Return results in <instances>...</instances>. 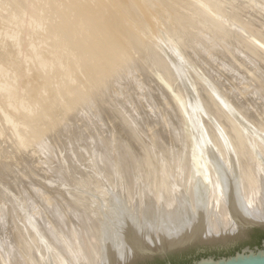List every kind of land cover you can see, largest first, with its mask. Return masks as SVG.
Listing matches in <instances>:
<instances>
[{"label":"rangeland","instance_id":"rangeland-1","mask_svg":"<svg viewBox=\"0 0 264 264\" xmlns=\"http://www.w3.org/2000/svg\"><path fill=\"white\" fill-rule=\"evenodd\" d=\"M8 2V3H6V2ZM12 0H4V2L2 1V0H0V13H2V14H0L1 16L0 17H2L1 19H0V23H1V27L2 28H0V32H4V31H6L5 32V34L4 33H0V67H4V68H8V69H10V71L8 70V71H6L4 68H2L4 71H6L7 73L8 72H10V74L8 73V75H7V73L5 72V74H6V76L7 77H5V74L4 73H0V76H2L3 74H4V77L2 76L0 79L2 80V83H1V80H0V83L2 84V85H4V84H7L6 86L8 87V88H10L9 90H10V92L12 91V89L15 91V92H17V91H19V89H20V91H23V92H21L22 93V95H19V94H16L17 95V97H16V100H14L15 98H14V96L12 97V99H13V104L12 105H14L13 106V108H12V106L10 107V105L9 104H7L9 107H10V109H12V111L11 112H13V109H15V104H16V102H17V100L19 101L21 98V103H22V101H23V103H25V100L27 99L28 100V98L30 97V99H29V101L27 102L26 101V104L27 103H29V102H31L32 101V103L34 102V101H36V99L37 98H39V96H40V98L38 99V101L36 102V104H34L33 106H36V108H37V110H35V109H32V107L33 106H31V104L32 103H29V104H27V107L29 106L30 108H31V110H32V113H29L30 112V108L28 107L27 108V110H26V107H24L23 108V110H20L21 112H20V114L17 112V115H15L16 114V112H14L15 114H14V116H13V114L12 113H10V116H8L9 115V107L5 104L6 103V97H8V100H10L11 101V103H12V99H10V96H11V93L13 94L14 92H11L10 94H9V96H8V93H7V96H5V93H4V95L2 96L1 95V93H0V95H1V98H0V102H1V104H0V108H2L1 110H0V255H1V258H0V263L1 264H3L4 262V264H8L9 262H12L11 264H17V262H18V264H28V262L30 263V264H32V262L34 261L35 263H38V260L40 261V259H39V257L40 256H38V255H41V256H43L42 254H44V252L45 251H43L44 250V248H48L49 246H51V244H55V242L58 240V239H60V240H58L57 242H59V243H56V244H58V245H60V243H62V244H64V245H60V246H58L57 245V247L55 246V245H52L53 247H50L51 249H49V250H56V251H61V249H62V247L63 246H65L67 243L69 244V242H71L70 240H71V238H72V236H73V238H72V240H74V239H76L77 241H79V242H81V240H82V245H83V248L84 249H86V251L87 250H91L92 248H93V245H91L90 243L91 242H93V239L91 238V234H89L88 233V230H87V226H85L84 224L86 223V225H87V223L90 221V218H89V214H88V212H86L87 210V208H88V202H87V200L90 198V196H88V195H91V185L89 184L88 186H84V187H86V189H88L89 191L87 192L86 190H85V188L83 189L81 186H82V181L83 182H86L85 180L86 179H83V176H85V175H87L86 176V178L88 179V180H90V179H92V176H90V175H93V172H94V170L92 169V168H94L95 169V166L97 165L96 163H98V168H96L97 169V172H98V169L100 170L101 168H102V164H103V168L104 167H106V165H105V162H106V164L109 166L110 165V167L108 168V169H110V171L113 169L112 167H114V169L113 170H116L117 172H119L120 170H122L123 172H124V169L126 168V170H125V174L123 173V172H119V175L120 176H122V179L124 178V176H125V178L127 179H123L124 180V182H129V184L132 182L131 181V179L133 178L131 175L133 174V166L132 165H134V166H139V167H143L142 169H144V170H148V169H150V166L149 165H153V164H156L157 162L155 161L156 160V157H157V159H160L161 158V160H158V162L159 163H161L162 161H164V163L163 164H173V165H169V166H174L176 163H177V161H176V159H177V155H178V153L177 152H179V154H180V157L183 159V160H186L185 162H184V164L186 165L187 163H188V161H187V159H189L188 158V154H189V152H188V148H190V147H188V145H191V140H190V137H189V135H190V133H189V131L187 130V129H189L190 130V126H189V123H186L187 121L186 120H188V122H189V119H187V117L189 118V115H188V111H187V109H186V107H185V102H183L182 101V97L181 96H183V94L185 95V96H187V91H189V89H188V87L186 88V86H188L189 84H191L192 83V85H193V83H195V81L198 79V83H197V81H196V85H197V87H196V85L194 84L193 86L191 85V86H189V87H192V89L194 90V88H196V90H195V94H196V96H197V98L199 99V97H200V99H201V104H204L203 106H202V108L203 107H205L206 105H205V103L207 104V106L205 107V108H203V110L204 109H206V110H204L205 112L207 111V108H208V111L210 110H212V112H209V113H207V114H210V117H212V119L214 118L215 120L213 121V123H212V120L210 119V117L208 118V117H206V115H205V113H204V111H203V114L201 113V121H202V124L204 125L203 127H204V130H205V133L210 129V131H211V128H212V131H211V133H213V135L215 134L216 135V133H217V130H219L220 128H218V127H221V126H225L226 127V129H225V127H223V129L222 130H224L225 132H224V134H222L223 133V131L220 129L218 132L219 133H217L218 135L215 137V135H214V137L217 139L218 138V136L220 137V138H222L223 139V142H224V144H225V146H223L222 144H223V142H222V140L221 139H217V140H219V142L220 143H218L217 144V141H213V140H216L214 137H212L213 135H211L209 132H207V134H209L208 135V138L209 137H212V138H214L213 140L212 139H210L209 138V140H211V141H213V142H211V144L213 143V145L214 146H223L225 149H223V147H221L220 148V146L218 147V149H221L222 151H220L222 154H223V151H224V154H227V153H229V151H227L228 150V148L229 147H231L230 146V144H232V143H234L232 140H234L235 141V139L237 140V138H238V136L239 135H241L239 138H240V141H239V143H237V142H235L236 143V145L239 147V149H243L244 148V145L246 144V143H242L243 141L245 142L248 138L250 139V135L248 136V132L249 131H255V129H256V131H258L259 129L258 128H256V124H258V126L257 127H259V128H261V127H263V123H264V120H262V119H264V33H263V35H261V33L262 32H264V21H263V18H264V0H219L220 2H218V0L216 1V0H126V1H129L130 2V4H131V6H130V4L129 3H127L125 0H119V2L117 1V0H115V1H113V0H106V1H104L103 0V3L105 2V3H110L109 5L108 4H102V0H101V2H95V1H97V0H88L87 1V3L89 2V1H92V2H89L88 4V7H90V5H92L89 9H90V11L92 10V9H94V11H91L92 13H90V11L89 12H86V14H84V16L86 15L87 16V14L88 15H90V16H88L86 19V21H85V17L84 18H82L83 16V14H80V13H78V12H82L83 10H84V7H85V5H83V4H85V0H82L81 2L80 1H69V3H67L68 1L66 0H63V2H65L64 4L66 5L65 7L66 8H64V12H62V10H63V6H64V4L62 3V1L59 3H57L56 2V0H55V3H54V0H52L53 2L50 4V2L51 1H49V3L47 4V6L45 5V4H43V1L44 0H40L42 3H40L39 2V0H35V3H38V4H36L35 5V3L33 2L34 0H31V3L29 2V0L27 1V0H20V1H13V2H11ZM23 1V2H22ZM27 1V2H26ZM38 1V2H37ZM100 1V0H99ZM108 1V2H107ZM125 1V2H124ZM149 1V2H148ZM151 1V2H150ZM215 4V6H213V3ZM237 1V2H236ZM1 2H3V3H1ZM19 3V4H17V3ZM46 2H47V0H46ZM73 3L72 5H71V3ZM75 2H77L76 3V5H78L79 3H82L81 5H79V6H81V7H83L82 9H80L81 7H79V6H76L75 5ZM112 2V3H111ZM114 2V3H113ZM115 2H117V3H115ZM169 4H168V3ZM172 2V3H171ZM212 4H211V3ZM217 2V3H216ZM16 3V4H15ZM22 3V4H21ZM28 3H30V5L33 7H31ZM40 3V4H39ZM57 3V4H56ZM94 3V4H93ZM98 5H97V4ZM171 3V4H170ZM4 4H7V5H4ZM12 4H15L16 6L17 5H19V9H18V6L17 7H14L13 8V5ZM23 4H25V5H23ZM26 4H28V5H26ZM33 4V5H32ZM52 5L53 4V6L52 7H54L55 9L53 10L54 12L56 11V10H59V11H57V13H54L53 11H51L53 8L50 6V5ZM59 4V5H58ZM62 4V5H61ZM70 4V5H69ZM100 4H102V5H100ZM116 4V5H115ZM127 4V5H126ZM173 4V5H172ZM233 4V5H232ZM263 6H262V5ZM3 5V6H2ZM9 5V7H7V9H3L4 8V6H8ZM11 5V6H10ZM14 5V6H15ZM35 5V6H34ZM42 5H44V6H46L47 8H48V5L50 6L49 7V10H50V8H51V10L49 11V10H47V8H45L44 9V7L42 6ZM56 7H55V6ZM59 7H58V6ZM60 5L62 6V10H61V8H60ZM73 5H75V8L76 9H74V7H73ZM83 5V6H82ZM106 6L107 7V5H108V7H110L109 8V10H107L108 8H106V7H104V6ZM121 5V6H120ZM167 5V6H166ZM169 5H171V6H169ZM236 5H238V6H236ZM72 6V7H71ZM97 6H101V8H102V10L104 9V11H107L105 14H107V16H104L105 14H104V12L101 10V12H100V10H99V8L97 7ZM104 8H103V7ZM169 6V8H167ZM12 7V8H11ZM21 7H22V9H23V12H22V10H21ZM24 7V8H23ZM36 7V9H37V7L38 8H40V7H42L41 9H37V11H36V9H34ZM71 7V8H70ZM79 7V8H78ZM88 7L86 6L85 8H87L88 9ZM96 7V8H95ZM114 7V8H113ZM118 7V8H117ZM122 7H123V10H122ZM128 7V8H127ZM173 7V8H172ZM251 7H254V8H251ZM259 7H261V8H259ZM2 8V9H1ZM6 8V7H5ZM16 8H17V10H16ZM31 8L32 10H29V9ZM59 8V9H58ZM72 10V11H69L70 9ZM98 8V9H97ZM119 8H120V10H119ZM236 8V9H235ZM238 8V9H237ZM257 8V9H256ZM11 11H10V10ZM28 9V10H27ZM74 9V10H73ZM80 11H79V10ZM97 9V11L96 12H100V13H102L103 12V14H98V13H96L95 12V10ZM115 11H114V10ZM121 11V13L118 11ZM215 9V10H214ZM231 9H233V10H231ZM6 12H5V11ZM9 10V11H8ZM13 10V11H12ZM17 12H16V11ZM18 10H19V12H18ZM27 10V11H26ZM41 10H43L42 12H41ZM46 10V12H47V17H48V20L46 21V20H44L45 19V17L44 16H46L45 15V11ZM78 10V11H77ZM86 10V9H85ZM85 10H84V12L83 13H85ZM111 10V11H110ZM252 10V11H251ZM25 11V12H24ZM61 11V12H60ZM65 11H68V12H65ZM73 11H76L77 12V16H78V19L81 17V20L79 19H76V18H74V17H77L76 16V12H74V14H73ZM109 11H110V14H109ZM117 11V12H116ZM202 11V12H201ZM233 11V12H232ZM239 11V12H238ZM260 11H261V13H260ZM14 14H13V13ZM26 12H29V14H30V16L29 17H31V19L27 16V15H29L28 13H26ZM31 12V13H30ZM35 12V13H34ZM38 12H40L39 13V15L37 14ZM51 12H53L54 14H58L59 12V18L58 19H56L55 17H57V16H54V14H50L51 16H54V17H52L51 19H50V17H49V13H51ZM69 12L71 13L72 12V14L74 15H71L73 18H70L71 16L69 15ZM95 12V13H94ZM111 12H116L117 13V15H116V13H114L113 15H112V13ZM119 12V13H118ZM210 12V13H209ZM232 12V13H231ZM239 13V14H237V13ZM254 12V13H253ZM5 13L7 14V15H9V13H11L10 14V16H7V15H5ZM16 13H18L19 14V16H18V14H16ZM27 15H26V14ZM34 13V14H33ZM41 13H43V15L41 14ZM64 13H65V15H67L66 17H67V19H69V21H70V23H72V21H73V23H77L78 24V21L79 22H81V23H83L84 21L85 22H87L88 23V25H90L89 23L90 22H92V21H90L89 20V17H92V19L94 20L92 23H91V25L89 26V30L88 31H90L91 29V31L92 32H94L95 34L97 33V37L98 36H100V38H102V37H107V38H103L104 39V41L106 40V39H108V38H110L111 36H112V39L114 40H112L111 38L110 39H108V41L106 40L105 42L104 41H102L103 39H99V37H98V40H95V39H93V38H95V36H94V33L92 34H90L88 31V35L89 36H87V38L86 37H84V35H87V32H85V30H87V29H85L84 30V32H85V34H84V32H83V29L81 30V28H79L78 26H81L80 24L77 26V24H73L75 27H78L80 30L79 31H82L83 33H82V36H83V39H81L82 37L79 35V34H77L76 33V31H74L75 30V27H73V25L71 24L70 26H68L67 24H70L69 22H67L68 20L66 19V18H61L62 20H66V22H65V24H63V25H65L66 26V28L65 29H63V30H67L66 32L65 31H63L62 30V27H63V25L62 24H60L59 26H57V24H55V23H61L62 21H60L59 19H60V15H62V17H65V15H64ZM90 13V14H89ZM202 13V14H201ZM204 13V14H203ZM207 13V14H206ZM17 15V19H20V20H23L24 18H26V19H28L29 18V20H26V19H24L25 20V22H27V21H29V23L27 22V24H28V26H33L34 25V27L36 28V26H35V24L37 25V23H38V27L36 28L37 30L35 31L34 30V27H27V26H25V24H24V26L25 27H22V28H25V29H28V30H30V29H32V30H30V32H28V30L26 31H24V33H23V31H22V33H21V30L22 29H20V27H18L17 29H16V36H17V38H16V36H14V37H12V40H8L9 38L11 39V37H9L8 36V38H6L7 37V35L8 34H11L10 33V31L13 29L12 28V25L8 28V26L10 25V23L8 24V23H6L7 24V26H5L6 24H4L3 25V23L5 22L4 20L6 19V21H9L12 17H14V16H12L11 17V15ZM23 14H25V16L23 15ZM36 14V15H35ZM80 16H79V15ZM94 14V15H93ZM98 14V15H97ZM119 14V15H118ZM206 14V15H205ZM213 16H212V15ZM235 14V15H234ZM237 14V15H236ZM3 15V16H2ZM22 15V16H21ZM32 15V16H31ZM35 15V16H34ZM70 17H69V16ZM91 15H93V16H91ZM99 16V18H101L102 19V17H104V18H106V19H104V20H106V21H104V20H101L102 22H99L100 24L101 23H105V22H108L109 23V25L107 26V24H106V28H107V31H104V30H100V28L101 27H103V26H101L98 22H97V24H93V23H96L95 22V17H97V16ZM102 15V16H101ZM113 16V17H111V16ZM223 15H225V16H223ZM228 15H229V17H228ZM242 15V16H241ZM36 16H38V17H40V18H38V17H36ZM42 16V17H41ZM101 16V17H100ZM110 16V17H109ZM117 16V17H116ZM182 16V17H181ZM209 16V17H208ZM223 16V17H222ZM231 16V17H230ZM232 16H234V18L232 17ZM236 16V17H235ZM241 16V17H240ZM3 17H5V18H3ZM7 17L8 18H10V19H7ZM15 17L14 18H12V19H15ZM19 17V18H18ZM21 17H23V18H21ZM33 17H35V18H38L37 20L35 19V18H33ZM44 17V19H42ZM47 17H46V19H47ZM107 17H109V19L107 20ZM184 17V18H183ZM203 17V18H202ZM224 17H226V18H224ZM98 18V17H97ZM115 20H114V19ZM182 18V19H181ZM230 18V19H229ZM4 19V20H3ZM11 19V20H12ZM33 19V20H32ZM34 19L36 20V22H34ZM39 19H41L40 21H39ZM54 19H56V21L57 22H55V20ZM91 19V18H90ZM91 19V20H92ZM112 19V20H111ZM120 19V20H119ZM185 19V20H184ZM35 23H33L32 21ZM42 20H44V21H46V23L45 22H43ZM50 20V23H48V21ZM53 20V21H52ZM75 20H77V21H75ZM82 20H84V21H82ZM90 22H89V21ZM113 21V22H111V21ZM182 20V21H181ZM186 20H190L191 22H186ZM202 20V21H201ZM207 20V21H206ZM211 20V21H210ZM230 20V21H229ZM236 20H239V21H236ZM244 21V22H241V21ZM2 21H4L3 23H2ZM31 21V22H30ZM59 21V22H58ZM110 21V22H109ZM118 23V25L120 26H116V22ZM181 21V22H180ZM209 21V22H208ZM229 21V22H228ZM234 21V22H233ZM51 22H55L53 25H54V27L55 26H57V27H60V26H62V27H60V29H58L57 27H55L57 30H59L61 33H63V35L60 33V32H58L56 29L55 30H53V32L52 33H54L55 32V34H56V32H57V34L56 35H62L63 36V38H64V35H66L65 33H67V34H72L73 35V31H74V35H73V38H75V37H78V36H80V37H78V38H80L79 40H78V42H76V40L78 39V38H75V42L73 41V38H72V41H73V44H72V41L69 39V37H68V40L67 41H70V43L74 46V45H76V47L74 46V48L72 47V50H74L75 51V53H76V50L75 49H77L78 47L77 46H80V44H82V42L84 41V38H86V39H88L89 40V37H90V46L92 47V45L94 46V47H92L91 49H92V51H95V42L92 44V42L93 41H98L97 42V44L98 45H100V44H102V42L103 43H106L107 42V44H102V46L100 45V47L98 46V48H100V49H98L97 48V50L99 51V52H101L102 50H101V48H103V51L101 52V54L98 52L97 53V56L95 55L96 54V51H95V54H94V56H96V57H100V55H101V57L102 58H105V54L107 55V52H105V49L104 48H106V51H108L109 49H110V52L112 51V47H113V44H115V48H117V46L118 47H121V48H123V50L124 49H127L128 50V52L129 53H127V51L126 50H122L121 48H117L116 49V51H115V48L113 47V52H109L108 53V55L109 56H111V57H109L108 55H107V57H108V64H107V60H106V58L105 59H103V60H101L102 58H100L99 59V63H98V59L96 58V57H93L92 56V61H91V59H90V56L91 55H93V52L91 53L90 52V56H89V59H88V62H90L89 63V67L93 70H91V69H89V68H86V60H87V54L86 53H84L85 54V56L83 55H78L79 53V51H82L83 52V50L85 49V48H87V51L90 49V47H88L87 46V41L85 40V42H83L84 43V46L83 45H81L80 46V48L82 49V50H79V48H78V52H77V54H76V56L78 57V56H80V58H81V64H82V62H83V64H84V66L83 65H79L80 67H78L77 69L78 70H80L79 68H81L82 70H84L85 72L86 71H88L86 74H85V72L84 71H82V70H80V71H77L79 74H78V76H81L80 78L77 76L76 77V80H75V82H74V80H73V84H74V86H75V84L76 85H79V82H80V80H82V78H85L86 79V77H88V80L90 81V83L88 82L87 84L88 85H90V89H87V84H86V87H85V83L83 82L85 79H83L82 81H81V86H82V82H83V88H82V92H83V90H85V93H86V97H88L87 96V94H88V92H89V90H90V92H89V95H90V93H91V95H92V98H91V96H90V98H91V100H90V102H87V101H83V96H85V94L84 95H82V93H81V96H82V101L84 102L83 104H81L80 106H77L78 104H80V102H79V99H81V97L77 94V96L79 97V99H77L76 97H75V102H77V104L73 101V104L75 103L76 104V106L75 105H73L74 106V108H73V106L72 105H70L69 106V101L71 102V98H74V96L73 95H75V93H74V91H75V87L73 88V87H71V88H68L67 86H65V87H63L64 89H63V91L64 90H70V92L69 91H67V93L68 94H66V92H65V97L63 96V91L60 93V95H62V96H60V99H59V97H57L56 95H58L57 93L58 92H60L61 90H62V87L61 88H58V90L60 89V91H57L55 94L53 93V94H50V93H52V91H53V86L55 85V78L53 79V77H52V80L50 81V79H51V77L49 76V81L51 82V84H53V85H49V81H47L48 82V85L50 86V89H48L49 88V86H46V85H42V82L44 81V78L46 79V77L48 78V75H47V73L46 72H48V70H50V69H46V68H44L43 69V71L45 72V73H43V75H42V69H41V67L39 68L40 70H41V73L40 72H38V67H39V65H38V62H36L37 60H35V62L34 63H31V62H33L32 61V59L34 60V56L35 55H37V54H35L34 55V53H38V55H40V53L42 54V52H44L43 50H44V48L46 47V45H47V47L45 48V52L47 53L48 52V50H49V52L47 53V58L49 57V54L51 53L52 54V52H54L53 53V55L55 54V52L57 51H55V49H57L58 48V46H60V44L61 45H65V42H63V41H66L65 40V38H64V40H63V38H61L62 36H57L58 37V42L56 43V47L55 46H53V44L55 45V41L51 38V37H53V34H50L51 32L49 31V29H46V30H44L45 29V26H46V28L48 27L47 25H51L50 27H51V29L52 28H54V27H52V24H51ZM84 22V23H85ZM204 22V23H203ZM212 22V23H211ZM237 22V23H236ZM240 22V23H239ZM31 23H33V25H31ZM39 23H41L40 24V26H42V28H41V30H43V32H41V30H40V26H39ZM46 24L45 26H43V24ZM62 23H64V22H62ZM67 23V24H66ZM110 23H111V25H110ZM242 23H244V24H242ZM246 23H248L247 25V27H246ZM252 25H250V24ZM26 24V25H27ZM114 25V27H113V25ZM123 24V25H122ZM205 24V25H204ZM207 24H209V25H207ZM239 24V25H238ZM263 24V25H262ZM94 27H93V26ZM95 25H97L96 26V28H98V26L100 25V27H99V30L100 31H102V32H98V30L95 28ZM194 25V26H193ZM202 25V26H201ZM214 26L213 28H212V26ZM227 25V26H226ZM5 28H4V27ZM21 26H23V25H21ZM67 26H68V29H67ZM71 26L73 27V30H72V32L71 33H68V32H70L71 30H70V28H71ZM113 27L112 29L110 28V27ZM122 26V27H121ZM203 26H205V27H203ZM206 26H209V27H206ZM218 26V27H217ZM245 26V27H244ZM249 26H251V27H249ZM6 27H7V29H6ZM49 27V28H50ZM70 27V28H69ZM90 27H93V28H90ZM216 27V28H215ZM239 27H241V28H239ZM38 28H39V30H38ZM44 28V29H43ZM78 28H76V30L78 29ZM106 28H104L105 30H106ZM108 28H109V30H108ZM209 28V29H208ZM219 28V29H218ZM245 28V29H244ZM250 28V29H249ZM260 28V29H259ZM263 28V29H262ZM1 29H2V31H1ZM5 29V30H4ZM94 29V30H93ZM113 29H115V30H113ZM119 29V30H118ZM123 29V30H122ZM128 29V30H127ZM206 29V30H205ZM212 29V30H211ZM216 29V30H215ZM221 29H223L222 31H221ZM230 29V30H229ZM37 33V31H39L38 32V34H36V33H34V31ZM62 30V31H61ZM68 30H70V31H68ZM95 30H96V32H95ZM203 30H204V32H203ZM218 30V31H217ZM228 30V31H227ZM247 30V31H246ZM251 30V31H250ZM8 31V32H7ZM33 33H32V32ZM52 31V30H51ZM103 31H104V35L102 34L103 33ZM112 31V32H111ZM114 31H115V33H114ZM116 31H117V33L119 34H117L116 33ZM119 31V32H118ZM128 31V32H127ZM214 31H215V34H214ZM18 32V33H17ZM50 32V33H49ZM65 32V33H64ZM105 32H107V33H105ZM109 32H111V33H109ZM218 32V33H217ZM219 32H220V37H218L219 36ZM8 33V34H7ZM26 33H30L31 35H27ZM42 33V34H41ZM59 33V34H58ZM76 33V34H75ZM129 33V34H128ZM209 33V34H208ZM212 33V34H211ZM225 33V34H224ZM230 33V34H229ZM249 33V34H248ZM257 33V34H256ZM1 34L3 35V36H1ZM33 34V35H32ZM80 34H81V32H80ZM84 34V35H83ZM102 35V37H101V35ZM105 34H107V35H105ZM111 34V35H110ZM203 34V35H202ZM211 34V35H210ZM255 36H254V35ZM259 34V35H258ZM12 35V34H11ZM48 35V36H47ZM49 35H52L51 37L49 36ZM72 35H71V37H72ZM76 35V36H75ZM78 35V36H77ZM108 35H110V36H108ZM116 36V37H114V36ZM120 35H123L122 37H120ZM162 35H164V36H162ZM206 35H207V37H206ZM209 35H210V37H209ZM227 35L229 36L230 35V37H227ZM5 36V37H4ZM40 36V37H39ZM43 36V37H42ZM46 36H47V38H48V40H47V38H46ZM93 36V37H92ZM223 36V38H221ZM260 36V37H259ZM262 36H263V38H262ZM5 38V39H3V38ZM42 37V38H41ZM66 37H67V35H66ZM70 37V38H71ZM92 37V38H91ZM119 37V38H118ZM214 37V38H213ZM227 39H226V38ZM257 37V38H256ZM41 38V39H40ZM45 38V41H48L49 43H50V40H53V41H51L52 43H51V46L52 47H50L49 46V43L47 42V44L44 42V39ZM62 40H61V39ZM115 38H117V39H119L118 41H117V39H116V41H115ZM121 38H123L124 39V41H122L121 40ZM127 39V41H129V43H127V41H126V39ZM135 38V39H134ZM162 38V39H161ZM164 38H166V39H164ZM212 39V42H211V39ZM216 38H218V39H216ZM259 38H261V39H263V41H261V39H259ZM5 40V41H3V40ZM60 39V40H59ZM133 41H132V40ZM160 41H159V40ZM7 40V41H6ZM14 40V41H13ZM40 40H43V42L42 41H40ZM83 40V41H82ZM93 40V41H92ZM99 40L101 41V43L99 42ZM157 40L159 41V43L157 42ZM168 40V41H167ZM203 40H206V41H203ZM220 40V43L218 42ZM224 40H225V42H224ZM239 40H243V41H239ZM66 41V42H67ZM80 41V42H79ZM109 41H110V43L111 42H113V43H109ZM122 41V42H121ZM126 41V42H125ZM188 41V42H187ZM42 42V43H41ZM60 42V43H59ZM62 42V43H61ZM115 42V43H114ZM117 42H118V45H117ZM119 42H121V43H119ZM160 42H161V45H159L160 44ZM166 42H170L169 44H167ZM218 42V43H217ZM229 42V43H228ZM240 43V45H239V43ZM245 42V43H244ZM69 43V42H68ZM77 43H80V44H78L77 45ZM100 43V44H99ZM108 43H109V45H108ZM125 43V44H124ZM127 43V44H126ZM133 43H134V45H133ZM163 43H165V44H163ZM173 43V44H172ZM176 43V45L175 46H177V48L178 47H180L181 48V45L183 46L184 44L185 45H187V46H189V47H186L188 50H184V51H182L181 53L182 54H179V56L181 57V59H182V61H181V59H180V62L182 63V64H184V68H183V66H182V68H183V71H185V69H186V72L184 73V76H186L187 77V79H188V77H190L187 81V83H189V81L191 82V83H189V84H187L186 82V84L187 85H185L184 84V82L181 80V78H180V76L178 75V73L176 72V70H175V68H174V66H172V68L173 69H171V68H169L170 67V62H169V66H165L166 65V63H168V61H167V59H164V60H166V61H164L163 60V56H162V50H164V48L166 47V45H168L166 48L167 49H169V46L170 45H174ZM177 43H178V45H177ZM187 43V44H186ZM217 43V44H216ZM235 43V44H234ZM247 43V44H246ZM39 44H40V46H39ZM42 44V45H41ZM45 44V45H44ZM57 44H58V46H57ZM67 44V43H66ZM88 44H89V41H88ZM130 44V45H129ZM208 44V45H207ZM214 44H216V45H214ZM224 44V45H223ZM227 44L228 45H230V46H227ZM44 45V46H43ZM105 47H104V46ZM106 45H107V47H106ZM112 45V46H111ZM121 45V46H120ZM125 45V46H124ZM127 45V46H126ZM131 45H133L132 47H131ZM165 45V46H164ZM180 45V46H179ZM201 45V46H200ZM221 45H223V46H221ZM235 45V46H234ZM237 45H238V47H237ZM244 45V46H243ZM251 47H253V48H251ZM14 46V47H13ZM18 48H17V47ZM39 46V47H38ZM43 46V48H40V47H42ZM86 46V47H85ZM163 47V49H162V47ZM232 46H233V48H232ZM241 46V47H240ZM36 47H37V49H36ZM71 47L69 48L70 50H68V51H70V52H68L67 51V53H66V55H65V57H67V54L69 55H71V52L73 53V51H71ZM83 47V48H82ZM85 47V48H84ZM212 47V48H211ZM227 47V48H226ZM242 47H243V49H242ZM246 47V48H245ZM15 48H17L18 49V51H17V49H16V51L15 50H13V49H15ZM42 49V52L40 51L39 52V49ZM47 48H49V49H47ZM53 49L54 48V50L53 51H51L50 49ZM107 48H109L108 50H107ZM185 48V49H186ZM210 48V49H209ZM221 48V49H220ZM224 48H226L225 49V51H222V50H224ZM232 48V49H231ZM33 49H35V51L33 50ZM47 49V50H46ZM119 49H121L120 50V52H119ZM167 49H166V51L163 53V55H164V58H166L165 56V53L167 54ZM179 49V48H178ZM203 49V50H202ZM211 49H212V53H211ZM245 49V50H244ZM246 49H249V50H247V52H246ZM252 49H254L253 51L254 52H251V50ZM36 50H38L37 52H36ZM85 51V50H84ZM91 51V50H90ZM118 51V52H117ZM125 51H126V53H125ZM185 51H187V52H185ZM204 51H206V52H204ZM207 51H208V53H207ZM220 51V52H219ZM240 51H241V53H240ZM32 52H33V55H32ZM86 52V51H85ZM105 52V54H103ZM115 52V54H118V55H113L112 53H114ZM190 54H189V53ZM199 52V53H198ZM226 52V53H225ZM233 52V53H232ZM46 53H43V55H44V59L43 60H48V61H52L53 59H54V56L52 55H50V57L47 59L46 58V56H45V54ZM57 53V52H56ZM121 53H125L124 54V57H123V54H121ZM183 53H185V54H183ZM196 53L198 54V55H196ZM259 53V54H258ZM88 54H89V52H88ZM98 54H99V56H98ZM126 54L128 55L129 54V60L127 61V59H126ZM202 54V55H201ZM204 54V55H203ZM217 54H219L218 56H217ZM231 54V55H230ZM245 54H246V56H245ZM249 54V55H248ZM33 56V58H32V56ZM42 55V56H43ZM56 55V54H55ZM70 55H69V57H70ZM74 54H72V56H73ZM114 56V58H113V56ZM157 55V58L155 57V56ZM158 55H160L159 57H160V60H159V57H158ZM206 55V56H205ZM118 56H121V58L122 59H126V64L125 63H122V62H125L124 60H122L121 58H120V60H118L119 58H118ZM153 56V57H152ZM179 56H178V58H179ZM199 56V57H198ZM242 56V57H241ZM248 56V57H247ZM8 57V58H7ZM41 57V56H40ZM77 57H72V60L71 59H69L68 61H69V66L70 67H72L71 68V75H72V72H74V70H75V73L77 74V72H76V70L77 69H75V67H73V60H75V58H77ZM86 58V60L84 61H82V58ZM115 57H117V58H115ZM184 58V60H183V58ZM187 58V60H186V62L188 63V59L190 60V62H191V66H190V62H189V67L187 66V63H184V61H185V59ZM191 57V58H190ZM196 57V58H195ZM243 57H244V60H243ZM258 57V58H257ZM29 58H31V60L29 59ZM42 58V57H41ZM50 58H52V59H50ZM94 58V59H93ZM113 58V60H118V63L116 62V60L115 61H113V64L111 65L110 63H112V62H110L111 60L110 59H112ZM151 58H155V60H153V59H151ZM195 58V59H194ZM201 58V59H200ZM217 58H219V59H217ZM231 58V59H230ZM251 58V60H249ZM28 59H29V61H28ZM96 59H97V63L95 62L96 61ZM156 59L157 60H159V61H156ZM203 59V60H202ZM205 59V60H204ZM208 59V60H207ZM214 59V60H213ZM225 59V60H224ZM7 60V61H6ZM72 61V65H70L71 63V61ZM78 60V59H77ZM90 60V61H89ZM104 60H106V62H104ZM121 60H122V62H121ZM192 60V61H191ZM212 60V61H211ZM247 60V61H246ZM1 61L2 62H4V61H6V62H4L3 64L1 63ZM9 61V62H8ZM93 61H94V63L95 64H97L96 65V72H98V71H100V69H99V67H101V72H99V73H102V74H100L101 76H102V78H100L101 76L99 75V73H97V75H95L96 73H94V64H93ZM102 61H103V63H102ZM161 61V62H160ZM163 61V62H162ZM196 61V62H195ZM204 61H206L207 62V64H205L206 62H204ZM251 61H252V63H251ZM256 61V62H255ZM28 62V63H27ZM30 62V63H29ZM88 62H87V64H88ZM110 62V63H109ZM123 64V66H122V64ZM132 63V66L131 65H129V63ZM154 62V63H153ZM155 62H157V63H155ZM220 62V63H219ZM230 62V63H229ZM247 62V63H246ZM10 63V64H9ZM35 63H37V66L35 65ZM92 63V64H91ZM116 63V64H115ZM128 63V64H127ZM164 63V64H163ZM180 63V64H181ZM255 63H256V65H255ZM12 64V65H11ZM30 64V65H29ZM33 64V65H32ZM120 64V65H119ZM124 64H125V67H129L128 69L127 68H124ZM152 64H153V66H152ZM186 64V65H185ZM219 64H220V67H219ZM230 64V65H229ZM248 64V65H247ZM2 65H4V66H2ZM11 65V66H10ZM93 65V67H91ZM105 65H110V68H111V70H113L112 72L115 74V70H116V68L118 69L117 70V72L118 73H116V74H118V75H120L119 74V72L122 74V75H124V76H122V78H118V76L116 77L115 75H113L112 76V72L110 73V69H109V67H106ZM116 65H117V67H116ZM127 65V66H126ZM172 65V64H171ZM252 65H254V67L256 66V67H258V68H256L255 67V69L253 68V66ZM83 66V67H82ZM97 66H99L98 68H97ZM131 66V67H130ZM158 66V67H157ZM161 68H160V67ZM164 66V67H163ZM193 66H195V67H193ZM201 66H202V68H201ZM121 67V69H119ZM196 71H200V73H201V71H202V73L201 74H199V76H201L202 74H204V76H205V80H204V77H203V75H202V77H201V80H200V77H198L197 75H198V73L199 72H197L196 71V73H197V75H196V73L194 74V72H192V68ZM199 67V68H198ZM237 69H236V68ZM26 68V69H25ZM28 68V69H27ZM73 68H74V70H73ZM94 68V69H93ZM102 68H104V69H102ZM124 69V71H123V69ZM131 68H132V71H131ZM169 68V69H168ZM201 68V69H200ZM230 68V69H229ZM232 68V69H231ZM1 69V70H2ZM97 69H99V70H97ZM107 69V70H106ZM126 69H127V73H126ZM238 69H239V71H238ZM3 70L1 71V72H3ZM73 70V71H72ZM89 70H90V73H89ZM104 70H105V73H104ZM109 70V71H108ZM120 70V71H119ZM161 70V71H160ZM170 70V71H169ZM172 70H175L174 72L177 74H175ZM193 70V71H194ZM227 70V71H226ZM254 70V71H253ZM262 70V71H261ZM13 71V72H12ZM29 71V72H28ZM82 71V75L80 74V72ZM109 73H108V72ZM161 73H160V72ZM189 71V72H188ZM192 72V74H191V72ZM241 71V72H240ZM12 72V73H11ZM40 73L39 75L41 76V78H42V81L40 80V76L38 75V73ZM50 72H51V70H50ZM48 73L49 75L51 74V73ZM55 72H57L56 70H55ZM84 72V73H83ZM132 72V73H131ZM167 72V73H166ZM204 72V73H203ZM52 73H53V75H55L54 74V70H52ZM75 73H73V76L75 75ZM126 73V74H125ZM130 73H131V75H130ZM177 76V77H175L174 76V74ZM189 75H188V74ZM227 73H228V75H227ZM235 73V74H234ZM252 73V74H251ZM46 76H45V75ZM85 75V77H82V76H84ZM91 76V77H93V74H94V80H95V78H97V77H99V79L100 80H102L103 78H104V81L103 82H105L106 84H105V87L103 86L104 85V83L102 82V86L99 84V83H97L96 81H92V78L89 76V75ZM109 75V74H111V75H109V77L107 78V76L106 75ZM212 76H211V75ZM236 74H237V76H236ZM259 74V75H258ZM263 74V75H262ZM87 75V76H86ZM103 75H105L104 77H103ZM126 75V76H125ZM128 75H130V77L128 78ZM163 75V76H162ZM167 75V76H166ZM213 75L215 76L216 75V77L218 78V79H216L215 77H213ZM244 75V76H243ZM247 75V76H246ZM252 75V76H251ZM8 76H9V79L11 80V83H12V85L10 84V81H9V79H8V82L6 81L7 80V78H8ZM52 76V75H51ZM115 76V77H114ZM194 76H195V78H194ZM196 76H197V78H196ZM207 76H209L210 77V79H211V81H210V79L207 77ZM33 77V80L32 81H30L31 80V78ZM111 77V79H109ZM120 77V76H119ZM123 77H127L126 79L125 78H123ZM191 77H193L194 78V80H192V78ZM239 77H240V79H239ZM243 78V82L241 83V81H242V78ZM254 77H256V78H254ZM262 77V78H261ZM3 78V79H2ZM77 78L79 79V81L77 82ZM91 78V79H90ZM114 78H118V79H115V80H113ZM131 78V79H130ZM215 78V79H214ZM237 78V79H236ZM250 78V79H249ZM124 79H125V82H124ZM164 79V80H163ZM234 79H235V81H234ZM244 79H245V81H244ZM14 82H13V81ZM41 81V86L42 87H40V81ZM99 80V81H100ZM106 80V81H105ZM110 80H111V82H113V83H111L110 84ZM133 82H132V81ZM185 80V81H186ZM206 80H209L210 81V83H209V81L207 82ZM249 80V81H248ZM25 81H28V83H30V84H27V82H25ZM36 81H38L37 82V84H36ZM54 81V82H53ZM98 81V80H97ZM202 81V82H201ZM215 81V82H214ZM248 81V83H246ZM260 81H261V83H260ZM7 82V83H6ZM26 83V84H23V83ZM53 82V83H52ZM85 82H86V80H85ZM93 82V84H91ZM94 82H96L95 84L97 85H95L94 84ZM123 82V83H122ZM168 82V83H167ZM205 82V83H204ZM219 82V83H218ZM221 82V83H220ZM44 84L46 83V80H45V82H43ZM100 83H101V81H100ZM132 83H134V86H133V88H132ZM136 83H137V85H138V83H139V85H141V87H139V85H138V87H139V89L136 87ZM166 83H167V85H168V87H169V89L167 88V85H166ZM202 83L204 84V86L202 85ZM210 84V86L212 87V86H214L213 88H212V90H214V88H216V86H218L219 87V89L218 88H216L214 91H217L216 92V94L214 93V92H212V90H211V87L209 86V85H206V84ZM214 83H216V86H215V84ZM36 84V85H35ZM72 84V85H73ZM99 84V85H98ZM250 84H251V88H250ZM258 86H257V85ZM2 85H0V88H1V86ZM10 85H11V87H10ZM16 85V86H15ZM23 85H25V86H23ZM31 85V86H30ZM94 85V86H93ZM176 85H178L177 86V90H176ZM220 85V86H219ZM247 85V86H246ZM5 86V85H4ZM21 86L24 88V89H22L21 88ZM40 87V88H37V87ZM93 86V87H92ZM95 86H96V88H95ZM98 86H100V88H102L103 89V87H104V89L105 90H101V89H99L98 88ZM172 86H174V88L172 87ZM6 87V88H7ZM25 87H29L28 88V90H30L31 92L32 91H35L36 90V92L38 91L37 89H39V93H38V96H37V94H36V92H32L33 93V96H34V94H36L35 96H37V97H33L32 95H30V94H32L31 92H29L28 91V93H30V94H27V89L25 88ZM30 87H33V89L31 90V88ZM66 87H67V89H66ZM91 87L93 88V90L95 89V91L93 92V90H92V92H91ZM130 87H131V89H130ZM170 87H171V89L173 90V91H177L176 93H177V95H176V93L174 92L172 95H171V93H172V90L170 89ZM181 88V91H180V88ZM203 87V88H202ZM224 87V88H223ZM245 87V88H244ZM248 87V89H246ZM260 87V88H259ZM35 88H37V89H35ZM41 88H43L42 89V91L44 90V88L46 89L45 91H47V93L48 94H50V95H52L51 97L46 93V92H41ZM73 88V89H72ZM79 88H81L80 87V85H79V87H78V89ZM85 88V89H84ZM135 88H137V90L135 89ZM259 88V89H258ZM4 89H5V87H4ZM98 89V90H97ZM192 89H191V91H192ZM200 89V91H198ZM256 89V90H255ZM3 92H5V91H7V89L6 90H3V89H1ZM1 90H0V92H1ZM73 90V92H71ZM97 90V91H96ZM101 90V91H100ZM128 90H131V91H128ZM134 90V91H133ZM140 90V91H139ZM170 92H169V91ZM204 92H203V91ZM242 90H243V93H242ZM249 90H250V92H249ZM19 91V92H20ZM26 91V92H25ZM50 93H49V92ZM80 91H81V89H79V94H80ZM99 91V92H98ZM103 91V92H102ZM183 92L182 94H180V96H179V93L180 92ZM222 91V92H221ZM245 91H247V92H245ZM78 91H77V88H76V93H77ZM96 92V93H95ZM102 92V93H101ZM126 92H127V94H126ZM132 92V93H131ZM138 92V93H137ZM179 92V93H178ZM193 92V91H192ZM223 92H225V93H223ZM255 92V93H254ZM25 93H26V96H27V98H26V96H25ZM42 93H45V96H44V94H43V98H42ZM99 93V94H98ZM209 93H214V95L213 94H209ZM221 93H222V96H224V98H219V96H221ZM245 93L247 94V95H245ZM250 93V94H249ZM263 93V94H262ZM15 94V93H14ZM70 94V95H69ZM132 94V95H131ZM141 94H142V96H141ZM205 94H208V96L206 95V96H204ZM228 94H229V96H228ZM233 94V95H232ZM54 95V96H53ZM97 95V96H96ZM125 95H131V96H133V103H125V105L122 103L121 104V102H122V100H123V97L125 96ZM135 95V96H134ZM140 95V96H139ZM147 95V98L145 97ZM174 95H176L177 97H176V99H174L173 98V96ZM200 95V96H199ZM213 95V97H214V99L212 98V99H210L211 98V96ZM216 95H217V97H218V99L216 98ZM225 95H226V97H225ZM253 95V96H252ZM5 96V97H4ZM19 96H22V97H20L19 98ZM59 96V95H58ZM94 96V97H93ZM178 96H179V98L180 99H178ZM210 96V97H209ZM229 98H228V97ZM23 97H24V99L25 100H23ZM31 97H33V98H31ZM55 97V98H54ZM61 97H63V98H61ZM86 97H84L85 99H86ZM96 97V98H95ZM134 97H136V99L134 98ZM137 97H139L140 98V101H139V98H137ZM202 97V98H201ZM230 97H231V99H232V101H234L233 102V104H229L230 105V107L233 105V107L235 106L236 108L235 109H232V111H231V109H230V107L227 105L228 103H224V101H227V102H229V103H231V99H230ZM237 97V98H236ZM255 99H254V98ZM19 98V99H18ZM36 98V99H35ZM49 98V99H48ZM52 100H51V99ZM53 98H54V102H52L51 103V101H53ZM59 100H57V99ZM67 100H66V99ZM142 98H143V100H142ZM145 98V99H144ZM184 98L186 99V97H183V100H184ZM206 98H208V100H206ZM225 98H227V100L225 99ZM56 99V100H55ZM65 100V101H63V103L62 102H60V101H62V100ZM84 99V100H85ZM94 99V100H93ZM137 99H138V101H137ZM204 99V100H203ZM215 99H217V101L215 100ZM219 99H221L220 101H218ZM225 99V100H224ZM42 100H44V102L42 101ZM50 101V102H46V101ZM69 100V101H68ZM74 100V99H73ZM78 100V101H77ZM92 100H93V102H92ZM121 100V101H120ZM146 100H148V102L146 101ZM213 100H215V101H213ZM222 100H223V105L222 104H216V103H222ZM248 102H247V101ZM10 101H9V103H10ZM19 101V102H20ZM55 101H56V103H55ZM57 101H58V105H56L57 104ZM68 101V103H67V105H64V104H66L65 102H67ZM81 101V100H80ZM144 101H146V103H148V105L149 106H152V107H148L147 108V113L143 116V122L142 121H140L139 123H136L135 125L133 124V126H132V124L131 125H128V124H130V122H129V119L131 118V115L133 114V112L136 110V108H140V107H142L143 105L142 104H144L145 102ZM173 101V102H172ZM176 101V102H175ZM182 101V103H180ZM186 101V100H185ZM208 101H209V103H208ZM239 103H238V102ZM2 102H3V104H2ZM41 102V103H40ZM42 102H43V105H42ZM79 102V103H78ZM92 102V103H91ZM177 102H178V104H177ZM204 102V103H203ZM214 102V103H213ZM246 102V103H245ZM10 103V104H11ZM35 103V102H34ZM40 103V105H42V106H40L39 105V107H41V108H38V104ZM52 104V107H51V104ZM54 103V104H53ZM61 103V104H60ZM86 103V104H85ZM173 103H175V105L173 104ZM180 103V104H179ZM213 103V104H212ZM245 103V104H244ZM70 104H72V103H70ZM85 104V105H84ZM127 104V105H126ZM130 104V105H129ZM177 104V105H176ZM181 104H184V106L183 107H185V109H186V112H185V110H184V112H185V114H186V116H184V115H182L181 113H183L182 111V109H180V107H182L181 106ZM209 104H211V107H210V105ZM2 105V106H1ZM49 107H48V106ZM53 105H56V107H58L59 106V108H56V107H54ZM82 105H84V106H82ZM87 105V106H86ZM125 107H124V106ZM140 105V106H139ZM174 105V106H173ZM180 105V106H179ZM219 105H220V107H219ZM225 105H226V107H225ZM241 105V106H240ZM245 105V106H244ZM253 105V106H252ZM25 106V105H24ZM44 106H47V108H49V109H47L46 107L44 108ZM60 106H63V108L64 109H62V107L60 108ZM64 106H66V109H65V107ZM68 106V107H67ZM86 106V107H85ZM139 106V107H138ZM215 108V110H213V107ZM222 106H223V108H222ZM252 106V107H251ZM255 106V107H254ZM3 107H4V109H3ZM5 107H7V108H5ZM84 107V108H83ZM123 107V108H122ZM177 107V108H176ZM229 107V108H228ZM34 108V107H33ZM50 108H51V110H50ZM55 108L57 109V110H59V111H56L55 110ZM76 108V109H75ZM87 108H88V110H87ZM95 108V109H94ZM130 108V109H129ZM154 108V109H153ZM175 108H176V111L178 112H180V110H181V112L179 113V114H177L176 112H174L175 111ZM219 108H221V110L219 109ZM226 108H227V110H226ZM232 108V107H231ZM246 108V109H245ZM7 109H9V110H7ZM26 111H25V110ZM28 109H29V111H28ZM43 109V110H42ZM79 109H80V111H79ZM82 109V110H81ZM89 109H90V111H89ZM132 109V110H131ZM223 109L225 110V112H221V111H223ZM4 110L6 111V113H7V111H8V115H6L7 117H5L4 118V116L3 115H1V114H4L3 112H4ZM48 110V111H47ZM49 110H50V112H49ZM54 110H55V112H54ZM65 110V111H64ZM87 110V111H86ZM95 110V111H94ZM134 110V111H133ZM153 110V111H152ZM233 110H238V113L236 114V112L237 111H233ZM240 110H241V112H240ZM246 110H247V112H246ZM15 111H17V110H15ZM19 111V110H18ZM22 111L23 112H26V114L24 113V115H26L27 117H25L24 115H21V113H22ZM39 111V112H38ZM47 111V112H46ZM52 111H53V113H52ZM84 111H86V112H84ZM217 111H219V112H217ZM230 112L228 115H225L226 114V112ZM28 112V113H27ZM58 112H60V113H58ZM64 112V113H63ZM90 112V113H89ZM96 112V113H95ZM216 114V115H214V113ZM239 112L240 113H243V116H242V114H239ZM47 113V114H46ZM54 113L56 114V115H54ZM77 113H78V115H77ZM80 113V114H79ZM131 113V114H130ZM212 113H213V115H212ZM223 113V114H222ZM12 114V115H11ZM30 114V117L28 116ZM33 114H34V117H36L37 119L38 118H40V119H42L41 121H43V122H41V121H39L40 119H36V121H38V122H35V120L34 121H32L33 119H34V117H32L33 116ZM48 114H49V116H48ZM50 114H52V116L54 115V117L55 116H57L56 118H54V120H56V121H54L53 120V118L51 119V115ZM88 114V115H87ZM93 114V115H92ZM176 114V115H175ZM236 116H235V115ZM18 115H21V116H23V117H21V116H18ZM62 115H63V117H62ZM91 115V116H90ZM127 115H129V116H127ZM179 115V116H178ZM181 115V116H180ZM188 115V116H187ZM219 115H220V117H219ZM245 115V116H244ZM247 115V116H246ZM2 116V117H1ZM46 117L47 119L49 118L50 120H52V121H50L49 119L47 120L46 118H44V117ZM48 116V117H47ZM154 116V117H153ZM207 116H209V115H207ZM214 116V117H213ZM222 116V117H221ZM226 116H228V117H230L231 118V120H232V117H233V119H234V122H233V120L231 121L230 119H228V117H226ZM236 118H235V117ZM242 116V117H241ZM12 117H21V118H23L22 120H24V121H20V120H18L17 118V120L19 121H17L15 118L13 119ZM27 118V119H25V118ZM43 117V118H42ZM76 117V118H75ZM92 117V118H91ZM121 117V118H120ZM129 117V118H128ZM152 117V118H151ZM179 117V118H178ZM181 117V118H180ZM182 117H184V118H182ZM186 117V118H185ZM207 118V121H206V119L205 118ZM244 117V118H243ZM10 118V119H9ZM21 118H19V119H21ZM30 118V119H29ZM83 118H84V120H83ZM90 118V119H89ZM218 118V119H217ZM240 118H243V122H242V119H241V121H240ZM3 119V120H2ZM5 119V120H4ZM8 119H9V121H8ZM32 119V120H31ZM43 119H45V121H48L49 123H50V125L48 126V122L46 123ZM62 119V120H61ZM128 119V120H127ZM154 119H156V120H154ZM172 119V120H171ZM184 119H186L185 121H184ZM208 119H210L209 121L211 122H208ZM222 121H220V120ZM228 119V120H227ZM11 120H16L15 122L17 123H15V124H13L12 122H11ZM27 120V121H26ZM93 120V121H92ZM95 120H96V122H95ZM123 120H124V122H123ZM125 120L126 121H128V122H125ZM204 120V121H203ZM217 120V121H216ZM231 122H233V123H230V121ZM244 120H245V122H244ZM258 120H261V121H263L262 122V125H261V122L260 121H258ZM6 123H5V122ZM8 121V122H7ZM88 121V122H87ZM182 122V124H180V125H183V126H179V122ZM184 121V122H183ZM219 121H220V125L221 126H218V124H219ZM225 121V122H224ZM235 121H237V122H235ZM241 123H240V122ZM24 122V123H23ZM32 122H34L33 123V125H32ZM40 122V123H39ZM52 122V123H51ZM91 122V123H90ZM155 122V123H154ZM204 122H206V125L207 124H209V125H205V123ZM8 123H10V124H8ZM29 125H28V124ZM30 123H31V125H30ZM46 123V124H45ZM61 123V124H60ZM82 123V124H81ZM126 123H127V125H126ZM173 123H175V124H173ZM183 123H185V125L183 124ZM214 123H216V124H214ZM222 123V124H221ZM235 123H237V124H235ZM242 123H245V124H242ZM247 123V124H246ZM27 124V125H26ZM53 124V125H52ZM77 124V125H76ZM81 124V125H80ZM145 124V125H144ZM148 124V125H147ZM168 124V125H167ZM178 124V125H177ZM188 124V125H187ZM214 124V125H213ZM230 124V125H229ZM233 124H235L233 127H234V129H233V127H232V125ZM243 125V126H241L242 128L244 127V129L243 130H248L247 132L246 131H244V133L246 132V133H248V134H246L245 133V135H246V137H247V139H245V137H243V132L242 131H237V130H239L241 127H238L237 128V125L239 126V125ZM251 125V124H253L252 125V127L250 126L249 127V125ZM254 124H255V126H254ZM14 125V126H13ZM37 125V126H36ZM137 125V126H136ZM139 125V126H138ZM151 125V126H150ZM171 125V126H170ZM176 128V129H178L177 131L176 130H172V128L174 129V127ZM218 126V127H215L216 129H214V126ZM248 125V126H247ZM19 126V127H18ZM21 126H24L25 127V129L24 128H22ZM28 126V127H27ZM32 128H31V127ZM34 126H36V127H34ZM57 126V127H56ZM94 126V127H93ZM103 126H104V128H103ZM150 126V127H149ZM168 126V127H167ZM186 126H188V128L186 127ZM209 126H211V128L209 127ZM236 126V127H235ZM14 127H15V129H14ZM26 127L27 128H31V130H29V129H26ZM34 127V128H33ZM49 128L48 130L46 129V128ZM64 127V128H63ZM144 127V128H143ZM146 127V128H145ZM149 129H148V128ZM153 127V128H152ZM172 127V128H171ZM183 127V128H182ZM209 128L208 130H207V128ZM246 127H249V128H251V130H249L248 128H246ZM255 127V128H254ZM19 128H22V129H20L19 130ZM35 128H37V129H35ZM39 128H41V129H39ZM44 128V129H43ZM90 128V129H89ZM92 128V129H91ZM103 128V129H102ZM132 128V129H131ZM138 128V129H137ZM164 128V129H163ZM179 128H181V129H184V130H181V129H179ZM241 128V129H242ZM264 128V127H263ZM23 129H24V131H23ZM32 129H34V130H32ZM63 129V130H62ZM129 129V130H128ZM141 129V130H140ZM160 129V130H159ZM216 131V133L215 132H213L214 130ZM230 130V132H229V130ZM237 129V130H236ZM258 129V130H257ZM27 132H26V131ZM29 130V131H28ZM40 130V131H39ZM43 130V131H42ZM45 130V131H44ZM95 130V131H94ZM133 130V131H132ZM139 130V131H138ZM146 130V131H145ZM151 130V131H150ZM171 130V131H170ZM227 130V131H226ZM234 130V131H233ZM262 130H264V129H262ZM14 131V132H13ZM18 131V132H17ZM21 131V132H20ZM32 131V132H31ZM42 131V132H41ZM47 131V132H46ZM98 131V132H97ZM104 131V132H103ZM131 132V134H130V132ZM148 131V132H147ZM163 131H164V133H163ZM172 131H173V134H172ZM175 131H176V133H175ZM185 131L187 132V133H185ZM261 131V130H260ZM23 132H25V133H23ZM29 132H31V133H29ZM44 132V133H43ZM95 132H97V133H95ZM135 132V133H134ZM140 132H142V133H140ZM158 132V133H157ZM177 132H178V134H177ZM222 132V133H221ZM238 132H240V133H238ZM242 132V133H241ZM13 133V134H12ZM17 133H19V134H21L20 136H19V134H18V136L20 137H18L17 136V134H16V136L15 137H13L15 134ZM26 133H28V134H26ZM33 133V135L31 136V134ZM35 133H39V135H40V133H43L44 135H42L41 134V136H39L38 134H35ZM74 133V134H73ZM76 133V134H75ZM80 133V134H79ZM84 133V134H83ZM87 135H86V134ZM126 133V134H125ZM145 133V134H144ZM162 133V134H161ZM167 133V134H166ZM181 133H183V134H181ZM188 133H189V135H188ZM225 133H231V136L232 137H234V138H230L231 136L229 135V134H227L228 135V138H227V135L225 134ZM233 133V134H232ZM239 135H238V134ZM30 134V135H29ZM45 134H47L46 136H45ZM78 134V135H77ZM107 134V135H106ZM142 134H144V135H142ZM148 134H149V136H148ZM157 134V135H156ZM170 134V135H169ZM185 134H186V136H187V138H186V136H185ZM221 134V135H220ZM235 134V135H234ZM25 136V138H24V136ZM28 135V136H27ZM34 135H36V136H34ZM74 135V136H73ZM147 135V136H146ZM165 135V136H164ZM168 135H169V137H168ZM173 135V136H172ZM179 135V136H178ZM182 135H184V137H181ZM223 135H225V136H223ZM238 135V136H237ZM244 135V136H245ZM22 136V137H21ZM38 136L41 138L42 137V139H40L39 138V140H40V142H42V144H41V146L39 147V140H37V142H38V144H37V142L36 141H34L33 139H35L36 140V138L35 137H37V139H38ZM45 136V137H44ZM77 138H76V137ZM83 136V137H82ZM88 136V137H87ZM94 136V137H93ZM113 136V137H112ZM137 136V137H136ZM145 136V137H144ZM175 136H178V138L179 139H177ZM222 136V137H221ZM230 136V137H229ZM235 136H237V138L235 137ZM29 137H31V138H33L32 139V141H31V139L29 138ZM121 137V138H120ZM147 137L150 139H148L147 140ZM172 137V138H171ZM175 137V138H174ZM243 137V139H245V140H243L242 142H241V138ZM16 138V139H15ZM17 138H18V140H17ZM23 138V139H22ZM76 138V139H75ZM94 138V139H93ZM104 138H106V139H104ZM115 138V139H114ZM166 138V139H165ZM182 138H184L183 140H184V143L182 144V140L181 139ZM189 138V139H188ZM226 138H227V140H226ZM229 138L231 139L230 141H232V143H230L228 140H229ZM238 138V139H239ZM22 139V140H21ZM88 139V140H87ZM110 139V140H109ZM121 139V140H120ZM156 139V140H155ZM160 139V140H159ZM177 139V140H176ZM248 139V140H249ZM22 142L21 144H22V146L24 147V144H26V145H29L30 144V146H27V148H26V145H25V148L27 149H25V148H23L22 149V146L18 143V142H20V141ZM26 140H30V141H26ZM43 140V141H42ZM47 142H46V141ZM103 140V141H102ZM109 140V141H108ZM123 140V141H122ZM154 140V141H153ZM181 141V143H179L180 141ZM188 141V143L186 144V142ZM248 140L246 141V142H248ZM26 143H25V142ZM89 141V142H88ZM101 141V142H100ZM109 143H108V142ZM113 141H114V144H112L113 143ZM152 141V142H151ZM157 141V142H156ZM160 141V142H159ZM177 141H179V142H177ZM186 141V142H185ZM81 142V143H80ZM116 142H118V143H116ZM146 142V143H145ZM155 142V143H154ZM164 144H163V143ZM176 142V143H175ZM221 142H222V144H221ZM227 142V143H226ZM240 142L242 143V144H240ZM34 143V145H32ZM43 143H45V144H43ZM93 143V144H92ZM97 143H98V145H97ZM102 143H104V145L102 144ZM106 143H108L109 144V148L107 149V144ZM127 143V144H126ZM138 143V144H137ZM145 143V144H144ZM149 143H153L152 144V146H156V148H155V151L157 150L158 151V149L160 150V151H162V154H160L161 152L160 151H156L157 152V154L159 155L160 154V156L161 155H163L164 153H165V151H166V154L167 155H169V154H172V150H173V153H174V155H170V156H168V159H167V157H165V155H163L164 156V158H163V156H161V157H159L156 153H155V151H153V147L151 146V145H148ZM170 143V144H169ZM174 143V144H173ZM49 144V145H48ZM95 144V145H94ZM100 144L101 145H103V146H100ZM116 144H117V147L116 148H118V149H113L114 148V146H116ZM120 144V146H118ZM144 144V145H143ZM156 144H158V145H156ZM180 144H182L181 145V147L180 146H178V145H180ZM19 145H20V147H19ZM32 145V146H31ZM36 145V146H35ZM38 145V146H37ZM77 145V146H76ZM89 145H92V146H90V148H91V150H92V153H94L95 154V156H97L98 158L97 159H100L101 158V156L103 155V158H101L102 160V164H99V163H101V161L100 160H97L96 158H93V157H95L94 156V154H92L91 153V151H89L90 150V148H88L89 147ZM97 145V146H96ZM107 145V146H106ZM131 145V146H130ZM146 145V146H145ZM187 145V146H186ZM232 145H234V149L235 150H238V148L237 147H235L236 145L235 144H232ZM241 145V146H240ZM47 146V147H46ZM79 146V147H78ZM139 146V147H138ZM167 146V147H166ZM176 146H178V147H176ZM186 146V147H185ZM20 148V149H18V148ZM30 147V148H29ZM42 147H43V149L44 150H42ZM46 149H45V148ZM74 147V148H73ZM82 147V148H81ZM85 147V148H84ZM105 147V148H104ZM112 147V149H110ZM120 147V148H119ZM124 147V148H123ZM145 149H147V150H144V148ZM149 147V148H148ZM152 147V148H151ZM160 147V148H159ZM168 148V149H166V148ZM172 147V148H171ZM184 149H183V148ZM216 147V148H217ZM241 147V148H240ZM243 147V148H242ZM49 148V149H48ZM53 150H52V149ZM102 149V152H101V155H100V151H101V149ZM130 150V148H131V150L129 151L128 149ZM142 148V149H141ZM151 148V149H150ZM163 148V149H162ZM177 148H179V149H177ZM183 149V151H181V149ZM237 148V149H236ZM41 149V150H40ZM94 149V150H93ZM103 149H104V151H103ZM105 149H107V151H109L108 153H107V151H105ZM119 149H121V151L119 150ZM124 149H126V151L124 150ZM134 149V150H133ZM148 149H150V151L148 150ZM176 149V150H175ZM186 149H188L187 151H186ZM231 149H233V146L231 147V148H229V150H230V153H234V149H233V151L231 150ZM50 150V151H49ZM70 150V151H69ZM114 150V151H113ZM134 152H133V151ZM142 150H144V151H142ZM152 150V151H151ZM163 150H164V152H163ZM179 150V151H178ZM185 150V151H184ZM41 151L43 152V154L41 153ZM45 151V152H44ZM46 151L49 153V155L51 156H49L48 155V153H46ZM82 151V152H81ZM94 151V152H93ZM113 153H112V152ZM116 151H118V153L116 152ZM119 151L121 152V153H119ZM123 151V152H122ZM129 151V152H128ZM148 152V154H149V152H152V153H150L151 155V159H152V162H154V163H152L151 162V164H149L150 163V160L151 159H148V154H146V157L144 156L145 155V153H147ZM170 151V152H169ZM88 152V153H87ZM111 152V153H110ZM131 152V153H130ZM143 153V154H141V153ZM145 152V153H144ZM160 152V153H159ZM169 152V153H168ZM182 154H181V153ZM47 155H45V154ZM55 153V154H54ZM89 155L90 153V155L88 156L87 154ZM104 153V154H103ZM115 153H117L116 155H118L119 154V157L118 156H116L115 157ZM126 153H128L127 155H126ZM132 153L134 154V156L132 155ZM140 153V154H139ZM154 153V154H153ZM185 153V154H184ZM72 154V155H71ZM79 156H78V155ZM82 154V155H81ZM86 154V155H85ZM107 154H109V155H111V156H107ZM120 154H121V156H120ZM138 154H139V156L140 157H138ZM176 154V155H175ZM45 155V156H44ZM55 155V156H54ZM63 155V156H62ZM127 157V158H125L124 159V157L125 156ZM156 157H155V156ZM166 155V156H167ZM182 155V156H181ZM48 156L50 157V158H53V159H49L48 158ZM72 156V157H71ZM106 156V158H104ZM112 156H114V157H112ZM137 156V157H136ZM142 156H144L145 158L143 159V157ZM175 156V157H174ZM187 156V157H186ZM226 156V155H225ZM224 156V157H225ZM44 157H46V158H44ZM81 157H84L83 159L81 158ZM88 157V158H87ZM92 157V158H91ZM122 157H123V159L124 160H122ZM142 157V158H141ZM159 157V158H158ZM170 157V158H169ZM173 157V158H172ZM186 157V158H185ZM48 158V159H47ZM56 158V159H55ZM64 158V159H63ZM88 159V160H86V159ZM92 160V161H89L90 159ZM110 158V159H109ZM116 158H117V160H118V158H119V161L118 162H120V164H118V162H117V165L119 166V168H118V166H115V164H114V162H116L117 160H116ZM120 158H121V160H120ZM136 159L137 161H135V160H133V159ZM139 160H138V159ZM140 158L143 160V162H144V164H145V166L143 165V162H141L142 160H140ZM150 158V157H149ZM162 158H163V160H162ZM166 158V159H165ZM176 158V159H175ZM178 158H179V155H178ZM181 158H179V159H181ZM65 159H68V160H65ZM95 159V160H94ZM103 159H107L106 161H104ZM108 159H109V161H108ZM114 160L113 162H112V160ZM147 159V161H149V162H146L145 163V160ZM170 159H171V162H170ZM181 159V160H182ZM81 160H83V161H81ZM129 160H131V161H129ZM132 160H133V162L134 163H132ZM154 160V161H153ZM167 160V161H166ZM172 160H173V163H172ZM61 161V162H60ZM70 161V162H69ZM81 161V162H80ZM88 163H87V162ZM104 161V162H103ZM123 161H125L126 163L124 164V162ZM142 163V165L143 166H141V164L139 165V163L140 162ZM166 161V162H165ZM59 162V163H58ZM69 162V163H68ZM90 162L92 163V162H95V163H93V164H90ZM109 162V163H108ZM113 164H112V163ZM131 162V163H130ZM47 163V164H46ZM57 164V165H55V164ZM61 163V164H60ZM79 163V164H78ZM138 163V164H137ZM66 164H68V165H66ZM82 164V165H81ZM84 164H86L87 165V167H86V165H84ZM111 164H112V166H111ZM128 166H127V165ZM131 164V165H130ZM136 164V165H135ZM163 164H161L162 166H164ZM165 164V165H166ZM53 165V166H52ZM75 165L76 166H78V169H77V167L75 168ZM79 165L80 166H82V167H79ZM84 165V166H83ZM93 166L92 168H91V166ZM158 164H156V169H157V171H159L160 169V167L162 168V166L159 164L158 166H157ZM167 165V166H168ZM6 166H8V167H6ZM46 166V167H45ZM48 166V167H47ZM63 166H64V168H63ZM96 166V167H97ZM107 166V167H108ZM121 166H125V168H123V167H121ZM154 166V165H153ZM160 166V167H159ZM62 167V168H61ZM70 167H72L73 169V172L75 171V175H74V173H72V171L70 170ZM85 167V168H84ZM100 167V168H99ZM116 167H117V169H116ZM145 167V168H144ZM148 167V168H147ZM58 168V169H57ZM87 168H88V170H91L92 169V171L93 172H88L87 171ZM102 168V169H103ZM112 168V169H111ZM123 168V169H122ZM130 168H133V169H130ZM152 168V167H151ZM45 169H47V170H45ZM62 169V170H61ZM66 169V170H65ZM69 169V170H68ZM76 169V170H75ZM82 169L84 170L83 172H85V170H86V172H85V174L82 172ZM96 169H95V172H96ZM108 169L106 170V168L105 169H103L102 171H108ZM119 169V170H118ZM5 170V171H4ZM53 170V171H52ZM112 170V171H113ZM128 170H129V173H128ZM131 170H132V172H131ZM60 171V172H59ZM76 171H78V172H76ZM81 171V172H80ZM110 172V174L111 175H109V171H108V173L107 172H105V173H107L109 176H110V178H112L113 177V179H116V177H114L113 175H115V176H117V173H115V171H114V173L113 172ZM127 171V172H126ZM59 172V173H58ZM72 173L71 175H74V177L73 176H71L70 174H68V173ZM94 172V173H95ZM132 174H131V173ZM4 173V174H3ZM78 173H83V176L81 175V174H78ZM87 173V174H86ZM89 173H91V174H89ZM121 173V174H120ZM124 175H123V174ZM54 174H56L55 176H54ZM62 174H64V176H62ZM76 174H78V175H76ZM106 174V175H107ZM67 175H70L69 177H71L72 179H69V177H67ZM80 175V176H79ZM128 175H130V176H128ZM63 177V178H61V177ZM82 176V177H81ZM51 177V178H50ZM54 177V178H53ZM67 177V180L66 179H64V178H66ZM79 177H81L80 179H82V180H80L79 179ZM90 177V178H89ZM108 177V176H107ZM130 177H132V178H130ZM56 178V179H55ZM73 178H75L77 181H81V182H78L77 183V181H74L75 179H73ZM109 178V177H108ZM107 178V180H110V181H113V179L111 180L110 178L108 179ZM79 179V180H78ZM62 180H64L63 182L65 183H63V182H60V181H62ZM87 180V181H88ZM92 180H94V179H92ZM69 181H72L71 183L72 184H70V182ZM131 181V182H130ZM74 182H76V183H74ZM93 182V181H92ZM127 182V183H128ZM67 183L70 185V187H69V185H68V187L67 186H65V185H67ZM79 183L81 184L79 187H81V188H79L76 184H78L79 185ZM87 183V182H86ZM129 184H127V186L129 185ZM132 184V183H131ZM78 187L77 188V190H75L76 189V187ZM65 187V188H67L66 190L68 191V192H70V188H72L71 190L73 191V193H75V191H79V192H77L76 194H79V196L81 195V196H84V198L83 197H81V198H78V199H76L77 197H79L78 195H77V197H76V195L75 194H73L72 192L71 193H66L67 191L63 188V187ZM71 186H74V187H71ZM91 186V187H90ZM130 186H132V185H129V188H130V190H131V188L132 187H130ZM87 187H90V188H87ZM62 188L64 189V190H62ZM69 188V189H68ZM80 189V190H79ZM83 189V190H82ZM61 190V191H60ZM36 191V192H35ZM63 191H64V193H63ZM81 192V193H80ZM82 192H84V193H82ZM90 192V193H89ZM89 193V194H88ZM73 196H71V195ZM83 194H87V197H86V195H83ZM63 196V197H62ZM74 196H75V198H74ZM70 197V198H69ZM75 199V200H74ZM85 199V200H84ZM78 200V201H77ZM84 200V202L82 203V201ZM71 201V202H70ZM64 202H65V204H64ZM69 202V203H68ZM75 202H78V205H77V203H75ZM74 203V204H73ZM84 203H85V205H84ZM71 204H72V206H71ZM79 204L81 205L80 207H79ZM87 204V205H86ZM62 205V206H61ZM73 205H74V209H73ZM76 205V206H75ZM43 206V207H42ZM53 206H55V208H56V210H55V208L53 207ZM61 208H60V207ZM64 206H68L67 207V209L64 207ZM78 206V207H77ZM82 206H83V209H82ZM85 206H87V208H85ZM58 207V208H57ZM71 207V208H70ZM75 207H76V209H75ZM44 208V209H43ZM64 208V209H63ZM79 208V209H78ZM31 209V210H30ZM48 209V210H47ZM51 209H53V210H51ZM62 209V210H61ZM79 210V212H78V210ZM66 210V211H65ZM71 210H77V211H75V213H74V211H71ZM31 211H34V212H31ZM38 211V212H37ZM47 211V212H46ZM58 211V212H57ZM62 211H64V212H62ZM69 211V212H68ZM43 212V213H42ZM56 212V213H55ZM61 212V213H60ZM79 213V216L77 215V213ZM81 212V213H80ZM87 213L86 215H85V213ZM38 216V217H36V215ZM69 213H70V215H69ZM63 215V216H61V215ZM66 214V215H65ZM75 214V215H74ZM84 214V215H83ZM48 217H47V216ZM66 216V218H65V216ZM68 215V216H67ZM55 216V217H54ZM61 218H60V217ZM84 216H87V217H84ZM46 217V218H45ZM50 217V218H49ZM56 217H58L59 219H57ZM72 217V218H71ZM75 217V218H74ZM83 217V218H82ZM35 218V219H34ZM38 220H37V219ZM49 218V219H48ZM52 218V219H51ZM64 218V219H63ZM68 218V219H67ZM77 218H78V220H80V221H78L77 220ZM84 220L83 222H82V220ZM32 219V220H31ZM42 219V220H41ZM44 219V220H43ZM48 219V220H47ZM55 219V220H54ZM71 219V220H70ZM12 220V221H11ZM14 220V221H13ZM34 220V221H33ZM47 220V221H46ZM49 220H51V221H49ZM63 220H66L65 221V223L67 224H69V226H70V228H69V226H66V224H64V221ZM67 220H69L68 222H67ZM77 220V221H76ZM87 220V221H86ZM40 223H39V222ZM58 221V222H57ZM73 221V222H72ZM39 223V225L37 224V223ZM49 225H45L46 223ZM50 222V223H49ZM58 224H57V223ZM62 222V223H61ZM71 222V223H70ZM79 222H80V224H79ZM83 224H82V223ZM36 223V224H35ZM45 223V224H44ZM72 223H75V224H73L72 225ZM77 223V224H76ZM262 223V222H261ZM34 224H35V227H33L34 226ZM42 224V225H41ZM59 224H61V226L59 225ZM67 224V225H68ZM263 224V223H262ZM2 225H3V227H2ZM56 226L58 229H56V228H54V229H51V228H48V227H52V226ZM72 225V226H71ZM80 225H82L80 228H82V230L79 228V226ZM17 226V227H16ZM40 226V227H39ZM48 226V227H47ZM54 226V227H55ZM63 226V227H62ZM75 226V227H74ZM37 227V228H36ZM41 228L40 229V232L38 231L39 230V228ZM62 227V228H61ZM68 227V228H67ZM72 227H74L73 229H75L74 230V232H73V229H72ZM78 227V228H77ZM83 227H84V229H83ZM6 228H7V230H6ZM16 228V229H15ZM31 228V230H29ZM44 228V229H43ZM53 228V227H52ZM62 229L64 232H65V230H69V231H66V233H63V231H61V230H59V229ZM20 229V230H19ZM34 229H36L35 231L36 232H39V234H40V237H39V234L37 235V234H35V231H34ZM38 229V230H37ZM49 229H51V231H48ZM78 229H79V231H78ZM9 230V231H8ZM11 230V231H10ZM14 230V231H13ZM23 232H22V231ZM28 230H29V232H28ZM42 230V231H41ZM77 230V231H76ZM84 230V231H83ZM19 231V232H18ZM48 233H47V232ZM52 231H54L55 233H54V235H53V233H52ZM56 231H58V232H56ZM85 233H83V232ZM260 231H264V224H263V227H262V230H260ZM16 233L15 235L13 234V233ZM20 232H22V233H24V234H26V237L24 238V234H22V238H21V236H19V234H20ZM32 232H34V233H32ZM75 232H77V233H75ZM32 233V234H31ZM43 233H46L47 234V236H46V234H44L43 235ZM50 233H52V235L50 234ZM56 233H57V235H59L60 237H58V236H56ZM73 233H75V234H73ZM78 233L80 234V235H78ZM18 234V236H16ZM20 234V235H21ZM30 234V235H29ZM34 234V235H33ZM68 234H70V235H68ZM87 234V235H86ZM89 234V235H88ZM29 235V236H28ZM31 235H33V237L31 236ZM37 235V236H36ZM49 235H50V237H49ZM64 235H67V236H65L66 238H64L63 236ZM84 237H83V236ZM225 235H227V236H225V238H223V240L225 241V242H216V243H214V244H207V245H204V246H201V247H199V249H194V248H192V249H190V250H188L187 252H182V253H179V254H174V255H172L171 257L172 258H178V257H180L181 255H190V254H198L199 252H202V253H208V256H216L217 254H219V253H221V252H228L227 251V249L228 248H235V247H237V246H239V245H241V244H245V243H247V242H249L250 240H251V235H252V232L251 231H244V230H241V229H239L238 227H237V225L234 227V228H229L228 230H227V234H225ZM3 236V237H2ZM34 236H35V238H34ZM43 236H46L45 238L43 237ZM75 236H77L76 238H75ZM28 237H30V239L32 240V242L34 241V243H31L30 241V239H28ZM38 237V238H37ZM51 237H53L52 238V240L51 241H49L50 240V238ZM80 237V238H79ZM14 238L16 239V240H14ZM41 238H44L43 239V241H42V239ZM49 238V239H48ZM57 238V239H56ZM3 239V240H2ZM25 240V242H24V240ZM36 239V240H35ZM65 239V240H64ZM81 239V240H80ZM85 239H87V241L85 240ZM18 240V241H17ZM20 240H22V243H20L21 241ZM28 240H30V241H28ZM48 241V243L46 242V241ZM90 240V241H89ZM53 241V242H52ZM63 241V242H62ZM67 241V243H64V242H66ZM69 241V242H68ZM8 242V243H7ZM16 242V243H15ZM18 242V243H17ZM35 242L37 243H39V246H41L40 247V251H38L39 249V246H38V243L37 244H35ZM43 242L44 243H46V244H44L46 247H44L43 248V250L41 249L44 245H43ZM51 242V243H50ZM84 242V243H83ZM3 243V244H2ZM30 245H32L33 247H31V246H29V244ZM50 243V244H49ZM6 244H8V245H6ZM15 244V245H14ZM21 244V245H20ZM34 244H35V246L36 247H34ZM85 244V245H84ZM87 244L91 247H89V246H87ZM3 245V246H2ZM18 245V246H17ZM43 245V246H42ZM5 246V247H4ZM17 246V247H16ZM22 246H24L23 248H21ZM38 246V247H37ZM5 249H4V248ZM16 247V249H14ZM28 248V249H26V248ZM30 247H31V249L32 248H36V250H34V249H30ZM55 247H56V249H55ZM60 249H59V248ZM89 247V248H88ZM3 248V249H2ZM9 248H10V251H9ZM18 248V249H17ZM20 248V249H19ZM25 248V249H24ZM24 249V250H23ZM30 249V250H29ZM59 249V250H58ZM2 250H5V251H2ZM197 250H199V252H197ZM1 251H2V253H1ZM12 251H14V252H12ZM21 251V252H20ZM28 251V252H27ZM31 251V255L29 254V252ZM6 252V253H5ZM19 252V253H18ZM25 254H24V253ZM36 252H39V253H41V254H37ZM43 252V253H42ZM5 255H9V256H5ZM21 253V254H20ZM216 253V254H215ZM11 254H13V255H11ZM16 254H17V256H16ZM34 254V255H33ZM14 255H15V257H14ZM20 255H21V257H20ZM29 255V256H28ZM14 258H13V257ZM23 256H24V258H23ZM27 256V257H26ZM31 256V257H30ZM34 256H36V257H34ZM8 257H9V259H8ZM17 257H19V258H17ZM30 257V258H29ZM38 257V260H36V259H34V258H37ZM13 258V259H12ZM32 258V259H31ZM41 258V257H40ZM1 259H2V261H1ZM17 259H19V261H17ZM23 261H22V260ZM28 261H27V260ZM31 259V260H30ZM5 260V261H4ZM9 260H11V261H9ZM22 261V263H21V261ZM156 260V259H155ZM155 260H152V261H145V262H136V264H153V262L155 261ZM6 261H7V263H6ZM33 262V263H34ZM10 264V263H9Z\"/></svg>","mask_w":264,"mask_h":264},{"label":"bare ground","instance_id":"bare-ground-1","mask_svg":"<svg viewBox=\"0 0 264 264\" xmlns=\"http://www.w3.org/2000/svg\"><path fill=\"white\" fill-rule=\"evenodd\" d=\"M3 2H4V0H2ZM14 0H12L11 2H13ZM16 1V0H15ZM14 1V2H15ZM17 1H20V0H17ZM24 1V0H23ZM22 1V2H23ZM28 1V0H27ZM26 1V2H27ZM42 1V0H41ZM40 0H39V2L40 3H42ZM49 1H51L50 2V4L53 2L52 0H49ZM49 1L47 0V2H46V0H44L43 1V4H45L46 6H47V4L49 3ZM62 1V3L64 4L65 2H63V0H56V2L58 3H60ZM66 1V0H65ZM68 2L67 3H69V1L70 0H67ZM72 1V0H71ZM73 1H75V0H73ZM77 2L78 1H82V0H76ZM86 2H85V4H83V5H85V7L87 6L88 7V3L89 2H92V1H89L88 3H87V1L88 0H85ZM95 1V0H94ZM104 1H106V0H104ZM113 1H115V0H113ZM118 2H119V0H117ZM126 1V0H125ZM124 1V2H125ZM217 1V0H216ZM3 2H1V3H3ZM6 2V1H5ZM4 2V3H5ZM29 2L31 3V0H29ZM34 3H35V0L33 1ZM38 2V1H37ZM77 2H75V5H76V3ZM95 2H101V0L99 1V0H97V1H95ZM108 2V1H107ZM127 3H129L130 4V2L129 1H126ZM149 2V1H148ZM151 2V1H150ZM212 2V1H211ZM210 2V3H211ZM214 2V1H213ZM212 2V3H213ZM218 2H220L219 0H218ZM237 2V1H236ZM6 3H8V2H6ZM17 3V2H16ZM15 3V4H16ZM20 3V2H19ZM19 3H17V4H19ZM30 3H28L29 5H30ZM39 3V4H40ZM47 3V4H46ZM54 3H55V0H54ZM56 3V4H57ZM71 3V2H70ZM74 3V2H73ZM73 3H71V5L73 4ZM105 3V2H104ZM103 3V0H102V4H104ZM112 3V2H111ZM114 3V2H113ZM115 3H117V2H115ZM168 3V2H167ZM172 3V2H171ZM170 3V4H171ZM211 3V4H212ZM217 3V2H216ZM264 3V2H263ZM9 4V3H8ZM15 4H12L13 5V8L14 7H17L18 6V9H19V5H15ZM22 4V3H21ZM28 4H26V5H28ZM36 4H38V3H35V5ZM49 4V5H50ZM82 3H79L78 5H76V6H79V5H81ZM94 4V3H93ZM97 4V3H96ZM102 4H100V5H102ZM105 4H108V3H105ZM104 4V5H105ZM110 4V3H109ZM108 4V5H109ZM169 4V3H168ZM1 5V4H0ZM4 5H7V4H4ZM15 5V6H14ZM23 5H25V4H23ZM28 5V6H29ZM33 5V4H32ZM34 5V6H35ZM48 5V8L46 7V6H44V5H42L43 7H44V9L45 8H47V10H49V7L51 6H53V4L52 5H50L49 6ZM59 5V4H58ZM57 5V6H58ZM62 5V4H61ZM60 5V8H61V10H62V6ZM70 5V4H69ZM75 5H73V7H74V9H76L75 8ZM82 5V6H83ZM98 5V4H97ZM103 5V6H104ZM108 5H107V7L106 6H104V7H106V8H108L107 10H109V8L111 7H108ZM116 5V4H115ZM127 5V4H126ZM173 5V4H172ZM233 5V4H232ZM262 5V4H261ZM3 6V5H2ZM11 6V5H10ZM21 6V5H20ZM31 6V5H30ZM55 6V5H54ZM66 5L64 4V6H63V10H62V12H64V8H66L65 7ZM92 5H90V7H91ZM102 6V7H103ZM121 6V5H120ZM130 6H131V4H130ZM167 6V5H166ZM169 6H171V5H169ZM169 6L167 7V8H169ZM213 6H215V4L213 3ZM236 6H238V5H236ZM263 6V5H262ZM6 7V8H5ZM7 7H9V5L8 6H4V8L3 9H7ZM32 7V6H31ZM56 7V6H55ZM59 7V6H58ZM72 7V6H71ZM70 7V8H71ZM79 7H81V6H79ZM78 7V8H79ZM84 7V10H85V13H83L84 12V10L82 9L83 7H81L80 9H82L83 11L82 12H78V13H80V14H83L82 16V18H84L85 19V21L88 19L87 17L88 16H90V15H88L87 14V16L85 15L84 16V14H86V12H89L90 11V7H88V9L87 8H85ZM98 8H99V10H100V12H101V10H102V8H101V6H97ZM103 7V8H104ZM10 8V7H9ZM12 8V7H11ZM24 8V7H23ZM33 8V7H32ZM42 7H40V8H38L37 7V9H41ZM53 9L51 10V8H50V10L51 11H53L55 8L54 7H52ZM69 8V9H70ZM96 8V7H95ZM97 8V9H98ZM114 8V7H113ZM118 8V7H117ZM128 8V7H127ZM173 8V7H172ZM251 8H254V7H251ZM259 8H261V7H259ZM2 9V8H1ZM15 9V8H14ZM29 9V8H28ZM27 9V10H28ZM34 9H36V7L34 8ZM37 9H36V11H37ZM59 9V8H58ZM73 9V10H74ZM97 9L95 10V12L97 11ZM236 9V8H235ZM238 9V8H237ZM257 9V8H256ZM10 10V9H9ZM8 10V11H9ZM16 10H17V8H16ZM15 10V11H16ZM20 10V9H19ZM19 10H18V12H19ZM21 10H22V12H23V9H22V7H21ZM26 10V11H27ZM29 10H32L31 8L29 9ZM49 10V11H50ZM60 10V9H59ZM59 10H56L54 13H57V11H59ZM79 10V9H78ZM77 10V11H78ZM89 10V11H88ZM114 10V9H113ZM118 10V9H117ZM119 10H120V8H119ZM118 10V11H119ZM122 10H123V7H122ZM215 10V9H214ZM231 10H233V9H231ZM1 11V10H0ZM5 11V10H4ZM11 11V10H10ZM13 11V10H12ZM33 11V10H32ZM43 10H41V12H42ZM69 11H72L71 9L69 10ZM80 11V10H79ZM91 11H94V9H92ZM90 11V13H92ZM103 12H104V14L107 12V11H104V9L102 10ZM111 11V10H110ZM110 11H109V14H110ZM115 11V10H114ZM252 11V10H251ZM6 12V11H5ZM17 12V11H16ZM25 12V11H24ZM45 12V15L46 16H44L45 17V19H44V17L42 18V19H44V20H48V15H47V12H46V10L44 11ZM53 12H51V13H49V17H50V19L52 18V17H54V16H57L58 14H54ZM65 12H68V11H65ZM74 12H76V11H73V14H74ZM94 12V13H95ZM99 12V13H100ZM103 12L102 13H100V14H103ZM117 12V11H116ZM116 12H114V13H116ZM120 13H121V11H119ZM118 12V13H119ZM202 12V11H201ZM233 12V11H232ZM231 12V13H232ZM239 12V11H238ZM13 13V12H12ZM26 13H28L29 14V12H26ZM25 13V14H26ZM31 13V12H30ZM35 13V12H34ZM33 13V14H34ZM39 13L40 12H38L37 14L39 15ZM89 13V14H90ZM96 13H98V12H96ZM98 13V14H99ZM108 13V12H107ZM112 13V15L114 14L113 12H111ZM210 13V12H209ZM237 13V12H236ZM254 13V12H253ZM260 13H261V11H260ZM0 14H2V13H0ZM10 14L11 13H9V15H7L6 13H5V15H7V16H10ZM14 14V13H13ZM16 14H18V13H16ZM11 15V17L12 16H16L17 17V15ZM25 14H23L24 16H25ZM42 15H43V13H41ZM50 14H54V16H51ZM72 14V12L70 13L69 12V15L71 16V15H73ZM76 14V16H77V12L75 13ZM97 14V15H98ZM202 14V13H201ZM204 14V13H203ZM207 14V13H206ZM205 14V15H206ZM237 14H239V13H237ZM236 14V15H237ZM27 15V14H26ZM36 15V14H35ZM34 15V16H35ZM63 15V14H62ZM62 15H60V21H62V22H64V23H55V22H57L56 21V19H58L59 17V15L57 16V17H55L56 19H54L55 20V22H51V24L53 23H55V24H57V26H59L60 24H65V22H66V20L64 21V20H62L61 18H66L67 19V15H65V13H64V15H65V17H62ZM68 15V16H69ZM79 15V14H78ZM94 15V14H93ZM93 15H91V16H93ZM96 15V16H97ZM116 15H117V13H116ZM119 15V14H118ZM212 15V14H211ZM235 15V14H234ZM1 16V15H0ZM3 16V15H2ZM18 16H19V14H18ZM22 16V15H21ZM28 17L30 16V14L29 15H27ZM32 16V15H31ZM40 16V15H39ZM69 16V17H70ZM74 16V15H73ZM80 16V15H79ZM102 16V15H101ZM100 16V17H101ZM104 16H107V14H105ZM111 16V15H110ZM109 16V17H110ZM213 16V15H212ZM223 16H225V15H223ZM222 16V17H223ZM242 16V15H241ZM240 16V17H241ZM10 17V18H11ZM14 17H12V18H14ZM15 17V19H10V18H8L7 17V19H10L9 21H6V19L4 20V21H2V23H3V25L4 24H6V23H10V25L8 26V28L12 25V30L10 31V33L12 34H8L7 35V37L6 38H8V36L9 37H11V39L9 38L8 40L10 41V40H12V37H14V36H16V29L18 28V27H20V29H22L21 30V33H22V31L24 30H28V29H25V28H22V27H25V26H27V27H31V26H28V24H27V22L29 23V21H27V22H25V20L24 19H26V18H24L23 20H20V19H17ZM36 17H38V16H36ZM42 17V16H41ZM46 17H47V19H46ZM94 17V16H93ZM98 17V18H97ZM97 17H95L94 19H95V22L96 23H93V24H97V22L99 23V22H102L101 20H104V19H106V18H104V17H102V19L101 18H99V16H97ZM109 17H107V20L109 19ZM111 17H113V16H111ZM117 17V16H116ZM182 17V16H181ZM209 17V16H208ZM228 17H229V15H228ZM231 17V16H230ZM233 18H234V16H232ZM236 17V16H235ZM2 17H0V19H1ZM3 18H5V17H3ZM19 18V17H18ZM21 18H23V17H21ZM30 19H31V17H29ZM29 18L28 19H26V20H29ZM33 18H35V17H33ZM38 18H40V17H38ZM38 18H35L36 20L38 19ZM70 18H73L72 16L70 17ZM69 18V19H70ZM74 18H76V19H78V16L77 17H74ZM87 18V19H86ZM92 19V17H89V20L90 21H94L93 19ZM104 18V19H103ZM184 18V17H183ZM203 18V17H202ZM224 18H226V17H224ZM34 19V22H36V20ZM69 19H67L68 21L67 22H69L70 23V21H69ZM80 20H81V17L79 18ZM78 19V20H79ZM114 19V18H113ZM182 19V18H181ZM230 19V18H229ZM2 20V19H1ZM33 20V19H32ZM31 20V21H32ZM41 19H39V21H40ZM44 20H42L43 22H45L46 23V21H44ZM88 20V21H89ZM112 20V19H111ZM110 20V21H111ZM115 20V19H114ZM120 20V19H119ZM185 20V19H184ZM30 21V22H31ZM38 21V20H37ZM53 21V20H52ZM75 21H77V20H75ZM82 21H84V20H82ZM84 21V22H85ZM89 21V22H90ZM104 21H106V20H104ZM109 21V22H110ZM182 21V20H181ZM180 21V22H181ZM188 20H186V22H187ZM202 21V20H201ZM207 21V20H206ZM211 21V20H210ZM230 21V20H229ZM228 21V22H229ZM236 21H239V20H236ZM241 21V20H240ZM263 21H264V18H263ZM33 22V21H32ZM33 22V23H34ZM41 22V21H40ZM59 22V21H58ZM81 23V22H79L78 21V24L77 23H73V21H72V23L73 24H77V26L80 24H82L81 26H78L79 28H81V30L83 29V32H84V30L85 29H87V30H85V32H87L88 30H89V26L91 25V23L92 22H90L89 24L90 25H88V23L87 22H85V23ZM111 22H113V21H111ZM116 22V21H115ZM118 22V21H117ZM116 22V26L118 25V23ZM188 22H191L190 20L188 21ZM209 22V21H208ZM234 22V21H233ZM241 22H244V21H241ZM25 24V26H24V24ZM33 23H31V25H33ZM43 24V26H45L46 24ZM48 23H50V20L48 21ZM72 23H70V24H67L68 26H70ZM106 24H107V26L109 25V23L108 22H105ZM104 23V24H105ZM114 23V22H113ZM204 23V22H203ZM212 23V22H211ZM237 23V22H236ZM240 23V22H239ZM35 24V23H34ZM40 24L41 23H39V26H40ZM52 24V27H54V25ZM72 24V25H73ZM100 24V23H99ZM103 23H101L100 25L101 26H103L104 25ZM106 24L103 26V27H101L100 28V30L102 29V30H104V31H107V28L105 27L106 26ZM242 24H244V23H242ZM248 23H246V27L248 26L247 25ZM250 24V23H249ZM0 25H1V23H0ZM21 25H23V26H21ZM37 25H38V23H37ZM36 24H35V26H36V28L38 27ZM100 25L98 26V28H96V26L97 25H95V28L98 30V32L100 33V32H102V31H100L99 30V27H100ZM110 25H111V23H110ZM113 25V24H112ZM123 25V24H122ZM205 25V24H204ZM207 25H209V24H207ZM239 25V24H238ZM251 25V24H250ZM263 25V24H262ZM5 26H7V24L5 25ZM48 27L46 28V26H45V29L44 30H46V29H49V31L51 32H49L50 34H53V37H51L52 35H49L54 41H55V45L53 44V46H55L56 47V43L58 42V37L57 36H62L63 35V33H61L59 30H57L55 27H57V26H55L54 28H52L51 29V25L49 26V25H47ZM68 26H67V29H68ZM93 26V25H92ZM119 26V25H118ZM194 26V25H193ZM202 26V25H201ZM210 26V25H209ZM209 26H206V27H209ZM212 26V25H211ZM227 26V25H226ZM252 26V25H251ZM251 26H249V27H251ZM4 27V26H3ZM32 27H34V25L32 26ZM31 27V28H32ZM50 27V28H49ZM60 27H62V26H60ZM60 27H57L58 29H60ZM73 27H75L74 25H73ZM73 27L71 26V28H70V30L72 29L73 30ZM78 27H75V30L74 31H76V33L77 34H79L80 36H78V37H80L81 39H83V36H82V31H79L80 29L78 28ZM94 27V26H93ZM93 27H90V28H93ZM110 27V26H109ZM113 27H114V25H113ZM113 27H110L111 29L113 28ZM120 27V26H119ZM122 27V26H121ZM203 27H205V26H203ZM214 26H212V28H213ZM218 27V26H217ZM245 27V26H244ZM0 28H2L1 26H0ZM5 28V27H4ZM35 27H34V30L36 31L37 29H36ZM40 28V30H41V28H42V26H40L39 27ZM39 28H38V30H39ZM66 28V26L65 25H63V27H62V30L63 29H65ZM76 28H78L77 30H76ZM104 28H106V30L104 29ZM216 28V27H215ZM239 28H241V27H239ZM248 28V27H247ZM6 29H7V27H6ZM33 29V28H32ZM32 29H30V30H32ZM57 30L58 32H60L62 35H56L57 34V32H56V34H55V32L54 33H52L53 32V30ZM209 29V28H208ZM219 29V28H218ZM245 29V28H244ZM250 29V28H249ZM260 29V28H259ZM263 29V28H262ZM5 30V29H4ZM8 30V29H7ZM18 30V29H17ZM30 30H28V32H30ZM33 30V31H34ZM39 30V31H40ZM52 30V31H51ZM61 30V31H62ZM70 30H68V31H70ZM72 30L70 31V32H68V33H71L72 32ZM92 30V29H91ZM88 31L90 34L92 33H94V32H92V31ZM94 30V29H93ZM108 30H109V28H108ZM113 30H115V29H113ZM119 30V29H118ZM123 30V29H122ZM128 30V29H127ZM206 30V29H205ZM212 30V29H211ZM216 30V29H215ZM223 29H221V31H222ZM230 30V29H229ZM1 31H2V29H1ZM24 31H23V33H24ZM34 31V33H36ZM39 31H37V33L36 34H38V32ZM47 31V30H46ZM63 31H65V30H63ZM67 31V30H66ZM65 31V32H66ZM74 31L72 32L73 33V35H74ZM104 31H103V35H104ZM218 31V30H217ZM224 31V30H223ZM228 31V30H227ZM247 31V30H246ZM251 31V30H250ZM5 32L6 31H4V32H0V33H4L5 34ZM8 32V31H7ZM32 32V31H31ZM41 32H43V30H41ZM64 32V33H65ZM80 32H81V34H80ZM85 32H84V34H85ZM87 32V35H84V37H86L87 38V36H89L88 33ZM95 32H96V30H95ZM112 32V31H111ZM111 32H109V33H111ZM119 32V31H118ZM128 32V31H127ZM203 32H204V30H203ZM18 33V32H17ZM33 33V32H32ZM75 33V34H76ZM105 33H107V32H105ZM114 33H115V31H114ZM116 33H117V31H116ZM205 33V32H204ZM218 33V32H217ZM263 33L264 32H262L261 33V35H263ZM27 35L29 34V35H31L30 33H26ZM42 34V33H41ZM59 34V33H58ZM66 35H67V37H66V35H64V38H65V40L67 41L68 40V37H69V39L72 41V38H73V35L72 34H67V33H65ZM118 34V33H117ZM129 34V33H128ZM209 34V33H208ZM212 34V33H211ZM210 34V35H211ZM214 34H215V31H214ZM225 34V33H224ZM230 34V33H229ZM249 34V33H248ZM257 34V33H256ZM6 35V34H5ZM33 35V34H32ZM71 35H72V37H71ZM97 35V33L95 34L94 33V36H95V38H93V39H95V40H98V37H99V39H103L104 37H102V35H101V37L102 38H100V36H96ZM105 35H107V34H105ZM111 35V34H110ZM110 35H108V36H110ZM119 35V34H118ZM203 35V34H202ZM210 35H209V37H210ZM254 35V34H253ZM259 35V34H258ZM1 36H3L2 34H1ZM48 36V35H47ZM47 36H46V38H47ZM76 36V35H75ZM114 36V35H113ZM123 35H120V37H122ZM162 36H164V35H162ZM255 36V35H254ZM5 37V36H4ZM40 37V36H39ZM43 37V36H42ZM41 37V38H42ZM71 37V38H70ZM78 37H75V38H78ZM93 37V36H92ZM91 37V38H92ZM114 37H116V36H114ZM206 37H207V35H206ZM218 37H220V32H219V36ZM227 37H230V35L228 36L227 35ZM260 37V36H259ZM3 38V37H2ZM15 38V37H14ZM16 38H17V36H16ZM40 38V39H41ZM61 38H63V36L61 37ZM60 38V39H61ZM64 38H63V40H64ZM75 38H73V41L75 40ZM80 38H78L77 40H76V42H78V40L80 39ZM86 38H84V41L83 42H85V40L87 41V46L88 47H90V49L87 51V48H85L84 50L86 51H84L83 50V52L82 51H79V50H82L81 48H80V46L81 45H83L84 46V43L82 42V44H80V43H77V45L78 44H80V46H77L78 48H79V50H78V48L77 49H75L76 50V53H75V51L74 50H72V47L74 48V46L76 47V45H72L73 44V41H72V44L70 43V41H63V42H65V45L63 44V45H61L60 44V46H58V44H57V46H58V48L57 49H55V51L57 52H55V54L53 55V53L54 52H52V54L50 53L49 54V57H50V55L52 56H54V59L51 61H48V60H43L44 58V55H43V53H46L45 52V48L47 47V45H46V47L44 48V52H42V49H39V52L41 51L42 52V54L40 53V55H38V53H34V55L35 54H37V55H35L34 56V60L32 59V61L33 62H31V63H34L35 62V60H37L36 62H38V65H39V67H38V72H40L41 73V70L39 69L40 67H41V69H42V75H43V73H45L44 71H43V69L44 68H48V69H50L51 70V72H50V70H48V72H46L47 73V75H48V78L46 77V79L44 78V81L43 82H45V80H46V83L44 84L43 82H42V85H46V86H49L50 84H51V80H52V77H53V79L55 78V85L53 86V91H52V93H50L49 91V93L50 94H55L57 91H60V89L58 90V88H61L62 86L63 87H65V86H67L68 88H71V87H73L74 86V82H75V80H76V77L78 76V72L77 71H80V70H82L81 68H79L80 70H78L77 68L78 67H80L79 65H83L84 66V64H83V62H82V64H81V58H80V56L83 54L84 56H85V54L84 53H86L87 54V60H86V58H82V61L84 60H86V68H89V69H91L89 66V63L90 62H88V59H89V56H90V52L92 53L93 52V55H91L90 56V59H91V61H92V56L93 57H96L97 56V53L99 52L98 50H97V48H98V46L100 47V45L102 46V44H107V42L106 43H103L102 42V44H100L101 43V41L99 40V44L100 45H98L97 44V42L96 41H93L92 42V44L95 42V51H96V54H95V51H92V47H94L93 45H92V47L90 46V37H89V40L88 39H86ZM105 38H107V37H105ZM104 38V39H105ZM111 39H112V36L110 37ZM110 38H108V39H110ZM119 38V37H118ZM214 38V37H213ZM221 38H223V36L221 37ZM226 38V37H225ZM257 38V37H256ZM262 38H263V36H262ZM3 39H5V38H3ZM2 39V40H3ZM18 39V38H17ZM59 39V40H60ZM80 39V40H81ZM104 39L102 40V41H104ZM108 39H106L107 41H108ZM114 39V38H113ZM112 39V40H113ZM116 39L117 38H115V41H116ZM123 38H121V40H122ZM126 39V38H125ZM135 39V38H134ZM162 39V38H161ZM160 39V40H161ZM164 39H166V38H164ZM211 39V38H210ZM216 39H218V38H216ZM224 39V38H223ZM227 39V38H226ZM259 39H261V38H259ZM44 40V42L47 44V42L49 41L48 40V38H47V40L48 41H45V38L43 39ZM43 40H40V41H42L43 42ZM53 40H50V43H49V46L50 47H52L51 46V41H53ZM62 40V39H61ZM105 40V41H106ZM119 39H117V41H118ZM132 40V39H131ZM159 40V39H158ZM157 40V42L159 43V41ZM3 41H5V40H3ZM7 41V40H6ZM14 41V40H13ZM88 41H89V44H88ZM104 41V42H105ZM114 41V40H113ZM122 41H124V39L122 40ZM121 41V42H122ZM126 41H127V39H126ZM125 41V42H126ZM133 41V40H132ZM168 41V40H167ZM203 41H206V40H203ZM239 41H243V40H239ZM261 41H263V39H261ZM41 42V43H42ZM69 42V43H68ZM75 42V41H74ZM75 42V43H76ZM80 42V41H79ZM121 42H119V43H121ZM188 42V41H187ZM211 42H212V39H211ZM219 43H220V40L218 41ZM217 42V43H218ZM224 42H225V40H224ZM264 42V41H263ZM60 43V42H59ZM62 43V42H61ZM67 43V44H66ZM109 43H110V41H109ZM109 43H108V45H109ZM111 43H113V42H111ZM110 43V44H111ZM115 43V42H114ZM127 43H129V41H127ZM126 43V44H127ZM167 44H169L170 42H166ZM216 43V44H217ZM229 43V42H228ZM239 43V42H238ZM245 43V42H244ZM116 44V43H115ZM115 44H113V47L115 48ZM125 44V43H124ZM163 44H165V43H163ZM173 44V43H172ZM187 44V43H186ZM216 44H214V45H216ZM235 44V43H234ZM247 44V43H246ZM42 45V44H41ZM45 45V44H44ZM43 45V46H44ZM103 45V46H104ZM117 45H118V42H117ZM130 45V44H129ZM133 45H134V43H133ZM133 45H131V47L133 46ZM159 45H161V42H160V44ZM176 45V43L174 44V45H170L169 46V49H167L168 47V45H166V47L164 48V50H162V56H163V60L164 59H167V61H168V63H166V65L165 66H169V62L172 64H170V67L169 68H171V69H173L172 68V66H174V68H175V70H176V72L178 73V75L180 76V78H181V80L184 82V84L185 85H187V84H189V83H191L190 81H189V83H187L188 81V79L190 78V77H188V79H187V75L186 76H184V73L186 72V69H185V71H183V68H184V64H182L181 62H180V59H181V57L179 56V54H182L181 52L182 51H184V50H188L186 47H189V46H187V45H181V48L180 47H178L177 48V46H175ZM177 45H178V43H177ZM208 45V44H207ZM224 45V44H223ZM223 45H221V46H223ZM239 45H240V43H239ZM39 46H40V44H39ZM38 46V47H39ZM43 46L42 47H40V48H43ZM72 46V47H71ZM110 46V45H109ZM112 46V45H111ZM121 46V45H120ZM125 46V45H124ZM127 46V45H126ZM165 46V45H164ZM180 46V45H179ZM201 46V45H200ZM227 46H230V45H228L227 44ZM235 46V45H234ZM244 46V45H243ZM250 46V45H249ZM14 47V46H13ZM17 47V46H16ZM71 47V51H73V53L71 52V55H70V57H69V55L67 54V57H65V55H66V53H67V51L68 50H70L69 48ZM105 47V46H104ZM106 47H107V45H106ZM113 47L111 48L112 49V51L111 52H113ZM162 47V46H161ZM237 47H238V45H237ZM241 47V46H240ZM251 47V46H250ZM18 48V47H17ZM17 48H15V49H13V50H15L16 51V49ZM83 48V47H82ZM92 48V49H91ZM117 48H121V47H118L117 46ZM117 48H115V51H116V49ZM186 48V49H185ZM212 48V47H211ZM227 48V47H226ZM226 48H224V50H222V51H225V49ZM232 48H233V46H232ZM231 48V49H232ZM246 48V47H245ZM251 48H253V47H251ZM36 49H37V47H36ZM47 49H49V48H47ZM46 49V50H47ZM98 49H100V48H98ZM105 49V52H107V55H108V53L110 52V49L109 48H107V50L109 51H106V48H104ZM122 50H123V48H121ZM121 49H119V52H120V50ZM162 49H163V47H162ZM166 49H167V54L165 53V57L166 58H164V55H163V53L166 51ZM210 49V48H209ZM221 49V48H220ZM234 49V48H233ZM242 49H243V47H242ZM34 51H35V49H33ZM51 51H53L54 50V48L52 49H50ZM79 52H78V51ZM91 50V51H90ZM94 50V49H93ZM101 50L103 51V48H101ZM121 50V51H122ZM124 50H126L127 51V53H129L128 52V50L127 49H124ZM123 50V51H124ZM203 50V49H202ZM245 50V49H244ZM247 50H249V49H246V52H247ZM254 49H252L251 50V52H254L253 51ZM17 51H18V49H17ZM38 50H36V52H37ZM98 51V52H97ZM101 51V52H102ZM122 51V52H123ZM126 51H125V53H126ZM48 52H49V50H48ZM47 52V53H48ZM68 52H70V51H68ZM77 52L79 53L78 55H80V56H76V54H77ZM88 52H89V54H88ZM101 52H99L100 54H101ZM105 52L103 53V54H105ZM110 52V53H111ZM118 52V51H117ZM185 52H187V51H185ZM204 52H206V51H204ZM220 52V51H219ZM47 53L45 54V56H46V58H47ZM125 53H121V54H123V57H124V54ZM189 53V52H188ZM199 53V52H198ZM207 53H208V51H207ZM211 53H212V49H211ZM226 53V52H225ZM233 53V52H232ZM240 53H241V51H240ZM72 54H74L73 56H72ZM94 54L96 55V56H94ZM113 55L115 54V52L114 53H112ZM183 54H185V53H183ZM190 54V53H189ZM259 54V53H258ZM32 55H33V52H32ZM31 55V56H32ZM43 55V56H42ZM82 55V56H83ZM107 55L105 54V58H106V60L108 59V57H107ZM112 55V56H113ZM115 55H118V54H115ZM114 55V56H115ZM186 55V54H185ZM196 55H198L197 53H196ZM202 55V54H201ZM204 55V54H203ZM219 54H217V56H218ZM231 55V54H230ZM249 55V54H248ZM42 58H41V57ZM98 56H99V54H98ZM109 56V55H108ZM114 56H113V58H114ZM155 56V55H154ZM160 55H158V57H159ZM178 56H179V58H178ZM206 56V55H205ZM245 56H246V54H245ZM48 57V58H49ZM72 57H77V58H75V60H73V67H75V69H77L76 70V72H77V74L75 73V70H74V68H73V70H74V72H72V75H71V68L72 67H70L69 66V59H71L72 60ZM86 57V56H85ZM103 57V56H102ZM101 57V55H100V57L98 58V57H96L97 59H98V63H99V59L100 58H102ZM109 57H111V56H109ZM153 57V56H152ZM156 58H157V55L155 56ZM161 57V56H160ZM160 57H159V60H160ZM199 57V56H198ZM242 57V56H241ZM248 57V56H247ZM8 58V57H7ZM32 58H33V56H32ZM47 58V59H48ZM105 58H102L101 60H103V59H105ZM113 58L112 59H110L111 61L110 62H112V63H110L111 65L113 64V61H115V60H113ZM115 58H117V57H115ZM119 58V59H118ZM118 60H120V58H121V56H118ZM183 58V57H182ZM186 58V57H185ZM191 58V57H190ZM196 58V57H195ZM194 58V59H195ZM258 58V57H257ZM1 59V58H0ZM30 60H31V58H29ZM29 59H28V61H29ZM50 59H52V58H50ZM78 59V60H77ZM94 59V58H93ZM97 59H96V63H97ZM122 59V58H121ZM126 59H127V61L129 60V54L127 55L126 54ZM126 59L124 60V59H122V60H124L125 62H122V60H121V62L122 63H125L126 64ZM151 59H153V58H151ZM158 59V58H157ZM156 59V61H159V60H157ZM201 59V58H200ZM217 59H219V58H217ZM231 59V58H230ZM70 60V61H71ZM106 60H104V62H106ZM118 60H116V62L118 63ZM153 60H155V58L153 59ZM183 60H184V58H183ZM186 60H187V58L185 59V61H184V63H187L186 62ZM203 60V59H202ZM205 60V59H204ZM208 60V59H207ZM214 60V59H213ZM225 60V59H224ZM243 60H244V57H243ZM249 60H251V58L249 59ZM7 61V60H6ZM6 61H4V62H6ZM90 61V60H89ZM164 61H166V60H164ZM181 61H182V59H181ZM192 61V60H191ZM212 61V60H211ZM247 61V60H246ZM4 62H2L1 61V63L3 64ZM9 62V61H8ZM87 62H88V64H87ZM120 62V63H121ZM161 62V61H160ZM163 62V61H162ZM189 62H190V60L188 59V63H187V66L189 67ZM196 62V61H195ZM204 62H206V61H204ZM256 62V61H255ZM28 63V62H27ZM30 63V62H29ZM71 64L70 65H72V61L70 62ZM102 63H103V61H102ZM121 63V64H122ZM133 63V62H132ZM132 63L130 62L129 63V65H131L132 66ZM154 63V62H153ZM155 63H157V62H155ZM181 63V64H180ZM220 63V62H219ZM230 63V62H229ZM247 63V62H246ZM251 63H252V61H251ZM10 64V63H9ZM92 64V63H91ZM93 64H94V73H96L95 75H97V73H99V72H101L102 70H101V67H99V66H97V68L99 67V69H100V71H98V72H96V65L97 64H95L94 63V61H93ZM107 64H108V60H107ZM116 64V63H115ZM125 64H124V68H129V67H125ZM128 64V63H127ZM164 64V63H163ZM205 64H207V62L205 63ZM12 65V64H11ZM10 65V66H11ZM30 65V64H29ZM33 65V64H32ZM35 65L37 66V63H35ZM120 65V64H119ZM186 65V64H185ZM192 64H191V62H190V66H191ZM230 65V64H229ZM248 65V64H247ZM255 65H256V63H255ZM1 66V65H0ZM2 66H4V65H2ZM82 66V67H83ZM106 67H109V69H110V73L113 71V70H111V68H110V65H105ZM122 66H123V64H122ZM127 66V65H126ZM130 66V67H131ZM152 66H153V64H152ZM182 66H183V68H182ZM253 66V68L255 69V67H254V65H252ZM85 67V66H84ZM91 67H93V65L91 66ZM116 67H117V65H116ZM158 67V66H157ZM160 67V66H159ZM164 67V66H163ZM193 67H195V66H193ZM219 67H220V64H219ZM2 68H4V67H0V73L2 74V73H4L5 74V72L6 71H10V69H6V68H4L6 71H4ZM118 68V67H117ZM116 68V72H115V74L113 73L112 74V76L113 75H117L118 76V78L120 79V78H122V76H124V75H122L120 72H119V74L120 75H118V74H116V73H118L117 72V69ZM161 68V67H160ZM168 68V69H169ZM192 68V67H191ZM199 68V67H198ZM201 68H202V66H201ZM200 68V69H201ZM236 68V67H235ZM256 68H258V67H256ZM3 70V72H1L2 70ZM26 69V68H25ZM28 69V68H27ZM99 69H97V70H99ZM102 69H104V68H102ZM119 69H121V67L119 68ZM123 69V68H122ZM127 69H126V73L128 72L127 71ZM130 69V68H129ZM230 69V68H229ZM232 69V68H231ZM237 69V68H236ZM52 70H54V74L55 75H53V73H52ZM55 70L57 71V72H55ZM72 70V71H73ZM85 70V69H84ZM84 70H82V71H84ZM92 70V69H91ZM107 70V69H106ZM175 70H172L173 72L175 71ZM194 69L192 68V72H194V74L196 73V71L194 70ZM82 71L80 72V74L82 75ZM93 71V70H92ZM109 71V70H108ZM107 71V72H108ZM120 71V70H119ZM123 71H124V69H123ZM131 71H132V68H131ZM161 71V70H160ZM159 71V72H160ZM170 71V70H169ZM227 71V70H226ZM238 71H239V69H238ZM254 71V70H253ZM262 71V70H261ZM13 72V71H12ZM11 72V73H12ZM29 72V71H28ZM37 72V73H38ZM51 73L50 75L48 74V73ZM85 72V71H84ZM83 72V73H84ZM88 71H86L85 72V74L87 73ZM189 72V71H188ZM191 72V71H190ZM192 72H191V74H192ZM197 72H199L198 73V75H197V73H196V75L198 76V77H200V80H201V77H202V75H203V77H204V80L206 79L205 78V76H204V74H202L201 76H199V74H201L202 73V71H201V73H200V71H197ZM241 72V71H240ZM7 73V72H6ZM9 74H10V72H8ZM8 73H7V75H8ZM40 73H38V75L40 74ZM73 73H75V75L73 76ZM89 73H90V70H89ZM103 73V72H102ZM102 73H99V75L100 74H102ZM104 73H105V70H104ZM109 73V72H108ZM125 73V74H126ZM132 73V72H131ZM131 73H130V75H131ZM161 73V72H160ZM167 73V72H166ZM175 73V72H174ZM173 73V74H174ZM204 73V72H203ZM4 74L2 75L3 77H4ZM91 74V73H90ZM128 74V73H127ZM176 74V73H175ZM174 74V76L175 77H177L176 75ZM188 74V73H187ZM235 74V73H234ZM252 74V73H251ZM41 75V76H42ZM45 75V74H44ZM52 75V76H51ZM84 75V74H83ZM89 75V74H88ZM109 75H111V74H109ZM109 75L107 74L106 76H107V78L109 77ZM122 75V76H121ZM130 75H128V78L130 77ZM189 75V74H188ZM211 75V74H210ZM227 75H228V73H227ZM259 75V74H258ZM263 75V74H262ZM2 76H0V78L2 77ZM40 76V75H39ZM41 76H40V80L42 81V78H41ZM46 76V75H45ZM49 76L51 77V79L49 78ZM87 76V75H86ZM90 76V75H89ZM101 76V75H100ZM105 75H103V77H104ZM114 76V77H115ZM116 76V77H117ZM120 76V77H119ZM126 76V75H125ZM163 76V75H162ZM167 76V75H166ZM197 76H196V78H197ZM212 76V75H211ZM236 76H237V74H236ZM239 76V75H238ZM237 76V77H238ZM244 76V75H243ZM247 76V75H246ZM252 76V75H251ZM5 77H7L6 76V74H5ZM79 78L81 77V76H78ZM82 77H85V75L84 76H82ZM91 77V76H90ZM209 79H210V77L209 76H207ZM213 77H215L216 79H218L217 77H216V75L214 76L213 75ZM92 78V81L94 80L93 78H94V74H93V77H91ZM90 78V79H91ZM100 78H102V76L100 77ZM118 78H114L113 80H115V79H118ZM123 78H125V77H123ZM127 78V77H126ZM125 78V79H126ZM127 78V79H128ZM192 78V80H194V78H195V76H194V78L193 77H191ZM214 78V79H215ZM242 78V77H241ZM254 78H256V77H254ZM262 78V77H261ZM3 79V78H2ZM8 79H9V76H8V78H7V82H8ZM49 79H50V81H49ZM81 79V78H80ZM83 79H85V78H82V80ZM109 79H111V77L109 78ZM125 79H124V82H125ZM126 79V80H127ZM131 79V78H130ZM187 79V80H186ZM237 79V78H236ZM239 79H240V77H239ZM250 79V78H249ZM257 79V78H256ZM1 80V79H0ZM33 80V77L31 78V80L30 81H32ZM39 80V81H40ZM73 80H74V82H73ZM82 80H80V82H79V85H80V87L81 88H79V89H81V91H80V94H79V89H78V87H79V85H76L75 84V91H74V93H75V95H73L74 96V98H71V102L69 101V106L70 105H75L76 106V104H77V102H75V97L77 98V99H79V97L77 96V94L81 97V99H79V102H80V104H78L77 106H80L81 104H83L85 101H87V102H90V100H91V98H92V95H91V93H90V95H89V92H90V90H89V92H88V94H87V96L88 97H86V93H85V90H83V92H82V88L84 87L83 85V82L85 83V87H86V84L89 82L90 83V81L88 80V77H86V82H85V80L82 82V86H81V81ZM98 80V81H97ZM100 79H99V77H97V78H95V80L94 81H96L97 83H99L100 85L102 84V82L104 81V78L102 79V80H100L101 81V83H100V81H99ZM164 80V79H163ZM186 80V81H185ZM190 80V79H189ZM264 80V79H263ZM9 81H10V84L12 85V83H11V80L9 79ZM13 81V80H12ZM41 81H40V87H42L41 86ZM47 81H49V85H48V82ZM79 81V79L77 78V82ZM106 81V80H105ZM132 81V80H131ZM197 81V83H198V79L196 80ZM196 81H195V83H196ZM207 82L209 81V80H206ZM210 81H211V79H210ZM210 81H209V83H210ZM234 81H235V79H234ZM244 81H245V79H244ZM249 81V80H248ZM248 81L246 82V83H248ZM6 82V83H7ZM14 82V81H13ZM25 82H27V84H30V83H28V81H25ZM23 83V84H26V83ZM37 82L38 81H36V84H37ZM54 82V81H53ZM52 82V83H53ZM96 82H94V84L96 83ZM133 82V81H132ZM187 84H186V83ZM202 82V81H201ZM215 82V81H214ZM243 82V78H242V81H241V83ZM1 83H2V80H1ZM0 83V85H2ZM104 83V87H105V82H103ZM111 83H113V82H111V80H110V84ZM123 83V82H122ZM168 83V82H167ZM167 83H166V85H167ZM195 83H193V85L195 84ZM200 83V82H199ZM198 83V84H199ZM205 83V82H204ZM206 84V85H209L210 86V84ZM219 83V82H218ZM221 83V82H220ZM260 83H261V81H260ZM8 84V83H7ZM7 84H4V85H2L1 86V88H0V90L1 89H3V90H6L7 89V91H5V92H3L2 90H1V95L3 96L4 95V93H5V96H7V93H8V96H9V94L11 93V92H14L13 94L11 93V96H10V99H12V97L14 96V100H16V97H17V95L16 94H19V95H22V93L21 92H23V91H20V89H19V91H17V92H15L13 89H12V91L10 92V88H8L6 85ZM35 84V85H36ZM54 84V83H53ZM53 84H51V85H53ZM73 84V85H72ZM91 84H93V82L91 83ZM98 84V85H99ZM170 84V83H169ZM168 84V85H169ZM201 84V83H200ZM215 84V86H216V83H214ZM264 84V83H263ZM11 85H10V87H11ZM88 85V84H87ZM96 85V84H95ZM101 85V86H102ZM138 85H139V83H138ZM138 85H137V83H136V87L139 89V87H141V85H139V87H138ZM168 85H167V88L169 89V87H168ZM171 85V84H170ZM169 85V86H170ZM192 85V83L191 84H189L188 86H186V88L188 87V89H189V91H187L188 93H187V96H185L184 94H183V96H181L182 98V101L183 102H185V107H186V109H187V113H188V115H189V118L187 117V119H189V122H188V120H186V119H184V121L186 120L187 122L186 123H189V128H190V130L189 129H187L188 131H189V133H190V135H189V133H188V135H189V137H190V140H191V145H188V147H190V148H188V149H186V151L188 150V152H189V154H188V158L189 159H187V161H188V163L185 165L184 164V162L186 161V160H183L181 157H180V154H179V152H177L178 153V155H179V158H181V159H179L178 158V155H177V159H176V161H177V163L174 165V166H169V165H173V164H163L164 163V161H162L161 163H159L158 162V160H161V158L160 159H157V152L158 151H160L159 149H158V151L156 152L155 151V148H156V146L154 145V146H152V144L151 143H149L148 145H151L152 147H153V151H155V153L157 154L155 157H156V164H163L164 166H162V168L160 167L159 169V171H157V169H156V164H153V165H149L150 166V169H148V170H144V169H142L141 167H139V166H134V165H132L133 166V168H130V169H133V174L131 173L132 172V170H131V176L133 177H130V178H132L131 179V183L129 184V182L127 183V182H124V180L126 179L125 178V176H124V180L122 179V176H120L119 175V172L121 171V172H123L122 170H120L119 172H117L116 170H113L114 169V167H112L111 169L113 170H111L113 173H114V171H115V173H117V176H115V175H113L114 177H116V179H113V177L112 178H110V176L109 175H111L110 174V169H108L109 167H110V165L108 166L107 164H106V160L107 159H103L104 161H106L105 162V165H106V167H104L103 168V164H102V159L101 158H103V155L101 156V158L100 159H97L98 157L97 156H95V154L94 153H92V150H91V148H90V146H92V145H89V147L88 148H90V150L89 151H91V153L92 154H94V156L95 157H93V158H96L97 160H100L101 161V163H99V164H102L101 166H102V168L103 169H105L106 168V170L108 169V171H109V175L107 174L108 173V171H102L103 169L101 168L100 170L98 169V172H97V169L96 168H98V163H96L97 165V167L93 164V163H95V162H90V164H93L94 166H95V169H96V172H95V169L94 168H92L93 166H91V168L94 170V172L92 171V169L91 170H88V168H87V171L88 172H93V175H90V176H92V179H94V180H92V179H90V180H88L87 178H86V176L87 175H85V176H83V173L85 174V172H86V170H85V172H83L84 170L82 169V174L81 173H78V174H81L82 176H83V179H86L85 181L87 182H83L82 181V188L84 189L85 188V190L88 192L89 190L88 189H86V187H84V186H88L89 184L92 186H90V187H87V188H90L91 189V195H88V196H90V198L87 200V202H88V208H87V206H85V208H87L86 210V212H88V216H89V218H90V221L87 223V225H86V223L84 224L85 226H87V230H88V233L89 234H91V238L93 239V242H91L90 244L91 245H93V248L89 251V250H87L86 251V249H84L83 248V245H82V240H81V242H79V241H77L78 239L76 238L77 236H75V238L77 239H74V240H72V238H73V236H72V238H71V242H69V244L67 243V241L66 242H64V243H67L65 246H63L62 247V249H61V251H56V250H49V249H51L50 247H53L52 245H55L56 243H59V242H57L58 240H60V239H58L56 242H55V244L53 243V244H51V246H49L48 248H44V247H46L44 244H46V243H44L43 242V247L41 248L42 250H43V248H44V250L43 251H45L44 252V254H42L43 256H41V255H38V256H40L39 257V259H40V261L38 260V257L37 258H34V259H36V260H38V263H35L34 261V263L32 262V264H124V263H126L131 257H133V256H135L138 252L140 253V252H146V251H148V250H150V249H157V248H161V247H171V246H175V245H182L183 243H184V241L185 240H192V239H194V238H198V239H200V240H202V241H208L209 239L210 240H212V239H218V238H225V236H227V235H225V234H227V230L229 229V228H234L236 225H237V227L239 228V224H248V223H264V130H262V129H264L263 127H264V123H263V127H261V128H259V127H257L258 126V124H256L257 126H256V128H258L257 130L258 131H256V129H255V131L253 130V131H249L248 133H246L248 130H243L244 129V127L242 128L241 126H243L242 124H245V123H242L241 125H237V128L238 127H241L239 130H237V131H242L243 132V137H245V139H247V137H246V135H245V133L246 134H248V136L250 137V139L248 140V142H244L243 140H245V139H243V137L241 138V142L242 143H246L245 145H244V148L243 149H239V147L236 145V143L235 142H237L238 140L240 141V136L241 135H239L238 133H240V132H238L237 134L239 135H237L238 136V138H237V136H235L236 138H237V140L235 139V141L234 140H232L234 143H232V141H230L231 139L230 138H234V137H232L231 136V133L229 134V133H225L226 135L227 134H229L230 136V138H229V142L230 143H232V144H235L236 146L235 147H237L238 148V150H235L234 149V145H232V144H230V146L232 147L233 146V149H234V153L232 152V153H230V150H229V148H231V147H229L228 148V150L227 151H229V153H227V154H224V151H223V154L220 152V151H222L223 149H225L223 146H225V144H224V142H223V139L222 138H220L219 136H218V138L217 139H221L222 140V142H223V144H222V142H221V144L223 145V146H220V148L221 147H223V149L221 150V149H218V147L217 146H214L213 145V143L211 144V142H213V141H217V144L218 143H220L219 142V140H217L215 137L218 135L217 133H219L220 131V129L222 128L223 129V127H225V126H221L220 125V121H219V124H218V126H221V127H218V126H216L217 124L216 123H214V124H216L215 126H214V129H216L215 127H218V128H220L219 130H217V133H216V131L214 130L213 132H215L216 133V135H215V137H214V135H213V133H211V131H212V128H211V126H209L210 128H211V131H210V129L209 128H207V132H209L211 135H213L212 137H214L216 140H213L214 138H212V137H209L210 139H212L213 141H211V140H209V138H208V135L209 134H207V132L205 133V130H204V125L202 124V121H201V113L203 114V111L204 110H206V109H204L203 110V108H205L206 106H207V104L205 103V107H203L202 108V106L204 105V104H201V99H200V97H199V99L197 98V96H196V92H195V90H196V88H194V90L192 89V87H189V86H191ZM192 85V86H193ZM196 85V84H195ZM202 85L204 86V84L202 83ZM257 85V84H256ZM16 86V85H15ZM23 86H25V85H23ZM31 86V85H30ZM94 86V85H93ZM92 86V87H93ZM97 86V85H96ZM96 86H95V88H96ZM132 88H133V86H134V83H132ZM177 86L178 85H176V90L178 89L177 88ZM220 86V85H219ZM247 86V85H246ZM258 86V85H257ZM4 87H5V89H4ZM7 87V88H6ZM39 86L37 87V88H40ZM62 87V90L60 91V92H58L57 94L59 95H56L57 97H59V99H60V96H62V95H60V93L63 91V88ZM67 87H66V89H67ZM90 87V85H88L87 86V89H90L89 88ZM91 87V92H92V90H93V88ZM104 87H103V89L102 88H100V86H98V88L99 89H101V90H105L104 89ZM173 88H174V86H172ZM194 87V86H193ZM196 87H197V85H196ZM205 87V86H204ZM211 87V86H210ZM214 86H212L211 87V90H212V88H213ZM21 88L22 89H24L22 86H21ZM26 89H27V94H30V93H28V91L29 92H31L30 90H28V88L27 87H25ZM31 88V90L33 89V87H30ZM37 88H35V89H37ZM72 88V89H73ZM76 88H77V93H76ZM137 88H135L136 90H137ZM180 88V87H179ZM203 88V87H202ZM216 88H218L219 89V87L218 86H216ZM216 88H214V90L216 89ZM224 88V87H223ZM245 88V87H244ZM250 88H251V84H250ZM260 88V87H259ZM258 88V89H259ZM10 89V90H9ZM42 89L43 88H41V92H46L47 93V91H45L46 89L44 88V90L42 91ZM48 89H50V86H49V88ZM85 89V88H84ZM130 89H131V87H130ZM170 89H171V87H170ZM191 89H192V91H191ZM246 89H248V87L246 88ZM252 89V88H251ZM38 91H39V89H37ZM98 90V89H97ZM96 90V91H97ZM100 90V91H101ZM172 90V89H171ZM214 90H212V92H214L215 94H216V92L217 91H214ZM256 90V89H255ZM36 92V90L35 91H32V92H36V94H37V96H38V93L39 92ZM65 92H66V94H68L67 93V91H69L70 92V90H64ZM63 91V92H64ZM95 91V89L93 90V92ZM128 91H131V90H128ZM134 91V90H133ZM140 91V90H139ZM169 91V90H168ZM180 91H181V88H180ZM179 91V92H180ZM198 91H200V89L198 90ZM203 91V90H202ZM7 92V93H6ZM26 92V91H25ZM31 92V93H32ZM65 92L63 93V96L65 97ZM71 92H73V90L71 91ZM92 92V93H93ZM99 92V91H98ZM103 92V91H102ZM101 92V93H102ZM170 92V91H169ZM176 93L177 91H173L172 90V93H171V95L173 94V93ZM178 92V93H179ZM195 92V93H194ZM204 92V91H203ZM222 92V91H221ZM245 92H247V91H245ZM249 92H250V90H249ZM81 93H82V95H84L85 94V96H83V101H82V96H81ZM96 93V92H95ZM132 93V92H131ZM138 93V92H137ZM183 92H180L179 93V96H180V94H182ZM214 93H209V94H213L214 95ZM223 93H225V92H223ZM242 93H243V90H242ZM255 93V92H254ZM36 94H34V96H33V93L32 94H30V95H32L33 97H37V96H35ZM43 94H44V96H45V93H42V98H43ZM48 94V93H47ZM50 94H48L50 97L52 96V95H50ZM99 94V93H98ZM126 94H127V92H126ZM250 94V93H249ZM263 94V93H262ZM1 95H0V98H1ZM13 95V96H12ZM70 95V94H69ZM132 95V94H131ZM131 95H125L124 97H123V100H122V102H121V104L123 103L124 105H125V103H133L134 101V99H133V96H131ZM176 95H177V93H176ZM176 95H174L173 96V98L174 99H176ZM208 96V94H205L204 96ZM213 95L211 96V98L210 99H214V97H213ZM233 95V94H232ZM245 95H247L246 93H245ZM4 96V97H5ZM25 96H26V93H25ZM54 96V95H53ZM90 96H91V98H90ZM97 96V95H96ZM135 96V95H134ZM140 96V95H139ZM141 96H142V94H141ZM179 96H178V99H180L179 98ZM200 96V95H199ZM215 96V95H214ZM228 96H229V94H228ZM227 96V97H228ZM253 96V95H252ZM20 97H22V96H19V98ZM33 97H31V98H33ZM84 97H86V99L84 98ZM94 97V96H93ZM146 98H147V95L145 96ZM183 97H186V99L184 98V100H183ZM210 97V96H209ZM225 97H226V95H225ZM18 98V99H19ZM26 98H27V96H26ZM39 98H40V96H39ZM39 98H35L36 99V101H34L33 103H32V101L31 102H29V103H32L31 104V106H33L34 104H36V102L38 101V99ZM52 98V97H51ZM50 98V99H51ZM55 98V97H54ZM54 98H53V101H51V103L52 102H54ZM61 98H63V97H61ZM96 98V97H95ZM135 99H136V97H134ZM137 98H139V97H137ZM202 98V97H201ZM216 98L218 99V97H217V95H216ZM219 98H224V96H222V93H221V96H219ZM229 98V97H228ZM237 98V97H236ZM254 98V97H253ZM13 99H12V103H11V101L10 100H8V97H6V105L7 104H9L10 105V107L12 106V108H13V106L14 105H12L13 104ZM22 99V98H21ZM20 99V100H21ZM29 99H30V97L28 98V100L26 99H24V97H23V100H25V103H23V101H22V103H21V101L19 102L18 100H17V102H16V106H15V109H13V112H11L12 111V109H10V107H9V109H7V110H9V115L7 114L8 113V111H7V113H6V111L4 110V114H1V115H3L4 116V118L5 117H7L6 115H8V116H10V113H12L13 114V116H14V112H16V114L15 115H17V112L20 114V110H23V108L24 107H26V110H27V108L29 107H27V104H29V103H27L26 104V101L28 102L29 101ZM49 99V98H48ZM57 99V98H56ZM55 99V100H56ZM66 99V98H65ZM74 99V100H73ZM85 99V100H84ZM145 99V98H144ZM217 99H215L216 101H217ZM226 100H227V98H225ZM224 99V100H225ZM230 99H231V97H230ZM255 99V98H254ZM52 100V99H51ZM58 100V99H57ZM61 100V99H60ZM67 100V99H66ZM81 100V101H80ZM94 100V99H93ZM93 100H92V102H93ZM142 100H143V98H142ZM186 100V101H185ZM204 100V99H203ZM206 100H208V98H206ZM215 100H213V101H215ZM221 99H219L218 101H220ZM9 101H10V103H9ZM43 102H44V100H42ZM59 101V100H58ZM58 101H57V104L56 105H58ZM63 101H65L64 99L62 100V101H60V102H62L63 103ZM68 101L67 102H65L66 104H64V105H67V103H68ZM73 101L76 103H74L73 104ZM78 101V100H77ZM121 101V100H120ZM137 101H138V99H137ZM139 101H140V98H139ZM147 102H148V100H146ZM146 101H144L145 103L144 104H142L143 106L142 107H140V108H136V110L133 112V114L131 115V118L129 119V122H130V124H128V125H131L132 124V126H133V124L135 125L136 123H139L140 121H142L143 120V116L147 113V108L148 107H152V106H149L148 105V103H146ZM182 101L180 102V103H182ZM215 101V102H216ZM231 101V103H229V102H227V101H224V103L226 102V103H228L227 105L230 107V105L231 104H233V102L234 101H232V99L230 100ZM247 101V100H246ZM249 101V100H248ZM247 101V102H248ZM43 102H42V105H43ZM47 103L48 102H50L49 100L48 101H46ZM78 102V103H79ZM91 102V103H92ZM173 102V101H172ZM176 102V101H175ZM238 102V101H237ZM240 102V101H239ZM238 102V103H239ZM41 103V102H40ZM40 103L38 104V108H41V107H39V105H40ZM50 103V104H51ZM55 103H56V101H55ZM70 103H72V104H70ZM179 103V104H180ZM204 103V102H203ZM208 103H209V101H208ZM214 103V102H213ZM212 103V104H213ZM223 103V100H222V103L220 102V103H216L217 105L218 104H224ZM235 103V102H234ZM246 103V102H245ZM244 103V104H245ZM0 104H1V102H0ZM2 104H3V102H2ZM54 104V103H53ZM61 104V103H60ZM86 104V103H85ZM84 104V105H85ZM174 105H175V103H173ZM177 104H178V102H177ZM176 104V105H177ZM230 104V105H229ZM25 105V106H24ZM42 105H40V106H42ZM56 105H53L54 107H56ZM84 105H82V106H84ZM123 105V106H124ZM127 105V104H126ZM130 105V104H129ZM173 105V106H174ZM210 105V107H211V104H209ZM2 106V105H1ZM48 106V105H47ZM47 106H44V108L46 107L47 108ZM87 106V105H86ZM85 106V107H86ZM140 106V105H139ZM138 106V107H139ZM180 106V105H179ZM181 106L182 107H180V109H182L183 111V113H181L182 115H184L185 114V112H186V109H185V107H183L184 106V104H181ZM241 106V105H240ZM245 106V105H244ZM253 106V105H252ZM251 106V107H252ZM34 107V108H33ZM32 107V109H35V110H37V108H36V106H33ZM49 107V106H48ZM51 107H52V104H51ZM62 107V109H64L63 108V106H60V108ZM65 107V109H66V106H64ZM68 107V106H67ZM71 107V106H70ZM81 107V106H80ZM125 107V106H124ZM213 107V106H212ZM219 107H220V105H219ZM225 107H226V105H225ZM228 107V108H229ZM232 107V108H231ZM230 107V109H231V111H232V109H235L236 107L234 106L233 107V105ZM255 107V106H254ZM5 108H7V107H5ZM30 108V107H29ZM56 108H59V106L58 107H56ZM55 108V110L56 111H59V110H57ZM73 108H74V106H73ZM84 108V107H83ZM123 108V107H122ZM177 108V107H176ZM176 108H175V111L174 112H176L177 114H179L180 112H181V110H180V112L178 113L177 111H176ZM222 108H223V106H222ZM2 108H0V110H1ZM3 109H4V107H3ZM47 109H49V108H47ZM76 109V108H75ZM95 109V108H94ZM130 109V108H129ZM154 109V108H153ZM220 110H221V108H219ZM246 109V108H245ZM15 110H17V111H15ZM19 110V111H18ZM25 110V109H24ZM25 110V111H26ZM43 110V109H42ZM50 110H51V108H50ZM50 110H49V112H50ZM55 110H54V112H55ZM82 110V109H81ZM87 110H88V108H87ZM86 110V111H87ZM132 110V109H131ZM184 110H185V112H184ZM213 110H215V108L213 107ZM226 110H227V108H226ZM28 111H29V109H28ZM48 111V110H47ZM46 111V112H47ZM65 111V110H64ZM79 111H80V109H79ZM86 111H84V112H86ZM89 111H90V109H89ZM95 111V110H94ZM153 111V110H152ZM234 112L235 111H237L236 112V114L238 113V110H233ZM2 112V111H1ZM0 112V113H1ZM39 112V111H38ZM209 112H212V110L210 111H208V108H207V111L205 112L204 111V113H205V115L207 114V113H209ZM217 112H219V111H217ZM221 112H225V110L223 109V111H221ZM240 112H241V110H240ZM239 112V114H242V116H243V113H240ZM246 112H247V110H246ZM24 113L26 114V112H23L22 111V113H21V115H24ZM28 113V112H27ZM29 113H32V110H31V108H30V112ZM51 113V112H50ZM52 113H53V111H52ZM58 113H60V112H58ZM64 113V112H63ZM90 113V112H89ZM96 113V112H95ZM186 113V114H187ZM214 113V112H213ZM213 113H212V115H213ZM230 113L229 111L228 112H226V114L225 115H228V114ZM6 114V115H5ZM11 114V115H12ZM47 114V113H46ZM80 114V113H79ZM131 114V113H130ZM186 114L184 115V116H186ZM217 114V113H216ZM215 113H214V115H216ZM223 114V113H222ZM21 115H18V116H21ZM51 116H52V114H50ZM54 115H56L55 113H54ZM54 115L51 117V119L54 117ZM77 115H78V113H77ZM88 115V114H87ZM93 115V114H92ZM176 115V114H175ZM187 115V116H188ZM204 115V114H203ZM207 115H209V116H207ZM206 115V117H210V114H207ZM235 115V114H234ZM25 117H27L26 115H24ZM29 117H30V114L28 115ZM48 116H49V114H48ZM47 116V117H48ZM91 116V115H90ZM127 116H129V115H127ZM179 116V115H178ZM181 116V115H180ZM217 116V115H216ZM215 116V117H216ZM229 116V115H228ZM228 116H226V117H228ZM236 116V115H235ZM234 116V117H235ZM241 116V117H242ZM245 116V115H244ZM247 116V115H246ZM2 117V116H1ZM21 117H23V116H21ZM21 117H12L13 119L15 118H17L18 120H20L21 122L22 121H24V120H22L23 118H21ZM24 117V118H25ZM32 117H34V114H33V116ZM44 117V116H43ZM42 117V118H43ZM57 116H55L54 118H56ZM62 117H63V115H62ZM154 117V116H153ZM214 117V116H213ZM214 117V118H215ZM219 117H220V115H219ZM222 117V116H221ZM8 118V117H7ZM19 118H21V119H19ZM28 118V117H27ZM27 118H25V119H27ZM41 118V117H40ZM40 118H38V119H40ZM44 118H46V117H44ZM54 118H53V120H54ZM76 118V117H75ZM92 118V117H91ZM121 118V117H120ZM129 118V117H128ZM152 118V117H151ZM179 118V117H178ZM181 118V117H180ZM182 118H184V117H182ZM186 118V117H185ZM205 118V117H204ZM212 119V117H210V119L212 120V123H213V121L216 119ZM236 118V117H235ZM244 118V117H243ZM243 118H240V121H241V119H242V122H243ZM6 119V118H5ZM4 119V120H5ZM10 119V118H9ZM9 119H8V121H9ZM16 119V120H17ZM30 119V118H29ZM36 117H34V119L32 120V121H34L35 120V122H38V121H36ZM37 119V120H38ZM47 119V118H46ZM49 119V118H48ZM47 119V120H48ZM90 119V118H89ZM206 119V121H207V118H205ZM210 119H208V122H210L211 120ZM218 119V118H217ZM228 119H230L231 120V118L230 117H228ZM227 119V120H228ZM3 120V119H2ZM15 120V121H16ZM17 120V121H18ZM42 119H40L39 121H41ZM44 121H45V119H43ZM50 120V119H49ZM62 120V119H61ZM83 120H84V118H83ZM128 120V119H127ZM154 120H156V119H154ZM172 120V119H171ZM210 120V121H209ZM229 120V121H230ZM232 120H233V122H234V119H233V117H232ZM231 120V121H232ZM262 120H264V119H262ZM7 121V122H8ZM14 120H11V122L13 123V124H15L16 122H15ZM27 121V120H26ZM50 121H52V120H50ZM54 121H56V120H54ZM93 121V120H92ZM183 121V122H184ZM204 121V120H203ZM217 121V120H216ZM230 121V123H233V122H231ZM239 121V122H240ZM258 121H260L261 122V125H262V122L263 121H261V120H258ZM5 122V121H4ZM19 122V121H18ZM17 122V123H18ZM41 122H43V121H41ZM46 123L48 122V121H45ZM53 122V121H52ZM51 122V123H52ZM88 122V121H87ZM95 122H96V120H95ZM123 122H124V120H123ZM125 122H128V121H126L125 120ZM128 122V123H129ZM143 122V121H142ZM222 122V121H221ZM225 122V121H224ZM235 122H237V121H235ZM244 122H245V120H244ZM6 123V122H5ZM16 123V124H17ZM24 123V122H23ZM33 123L34 122H32V125H33ZM40 123V122H39ZM45 123V124H46ZM54 123V122H53ZM91 123V122H90ZM155 123V122H154ZM205 123V125H206V122H204ZM211 123V122H210ZM209 123V124H210ZM238 123V122H237ZM237 123H235V124H237ZM241 123V122H240ZM8 124H10V123H8ZM28 124V123H27ZM26 124V125H27ZM48 124V126L50 125V123L48 122L47 123ZM61 124V123H60ZM82 124V123H81ZM80 124V125H81ZM173 124H175V123H173ZM180 124H182V122L180 121L179 122V126H183V125H180ZM184 125H185V123H183ZM209 124H207V125H209ZM213 124V125H214ZM222 124V123H221ZM235 124H233L232 125V127L235 125ZM239 124V123H238ZM247 124V123H246ZM29 125V124H28ZM30 125H31V123H30ZM53 125V124H52ZM77 125V124H76ZM126 125H127V123H126ZM145 125V124H144ZM148 125V124H147ZM168 125V124H167ZM178 125V124H177ZM188 125V124H187ZM206 125V126H207ZM230 125V124H229ZM249 125V124H248ZM247 125V126H248ZM252 125L253 124H251V125H249V127L251 126L252 127ZM14 126V125H13ZM37 126V125H36ZM36 126H34V127H36ZM137 126V125H136ZM139 126V125H138ZM151 126V125H150ZM149 126V127H150ZM171 126V125H170ZM173 126V125H172ZM254 126H255V124H254ZM19 127V126H18ZM22 128H24L25 129V127L24 126H21ZM28 127V126H27ZM26 127V129H29V128H27ZM31 127V126H30ZM33 127V128H34ZM57 127V126H56ZM94 127V126H93ZM168 127V126H167ZM174 127V126H173ZM187 128H188V126H186ZM236 127V126H235ZM249 127H246V128H248L249 130H251V128H249ZM22 128H19V130L20 129H22ZM32 128V127H31ZM31 128L29 129V130H31ZM64 128V127H63ZM103 128H104V126H103ZM102 128V129H103ZM144 128V127H143ZM146 128V127H145ZM148 128V127H147ZM153 128V127H152ZM172 128V127H171ZM183 128V127H182ZM253 128V127H252ZM255 128V127H254ZM14 129H15V127H14ZM24 129H23V131H24ZM35 129H37V128H35ZM39 129H41V128H39ZM44 129V128H43ZM47 130L49 129L48 127L46 128ZM90 129V128H89ZM92 129V128H91ZM132 129V128H131ZM138 129V128H137ZM149 129V128H148ZM164 129V128H163ZM179 129H181V128H179ZM221 129V130H222ZM225 129H226V127H225ZM233 129H234V127H233ZM28 130V131H29ZM32 130H34V129H32ZM63 130V129H62ZM129 130V129H128ZM141 130V129H140ZM160 130V129H159ZM172 130H178V129H176L175 127H174V129L172 128ZM181 130H184V129H181ZM229 130V129H228ZM261 130V131H260ZM26 131V130H25ZM40 131V130H39ZM43 131V130H42ZM41 131V132H42ZM45 131V130H44ZM49 131V130H48ZM95 131V130H94ZM133 131V130H132ZM139 131V130H138ZM146 131V130H145ZM151 131V130H150ZM171 131V130H170ZM176 131H175V133H176ZM179 131V130H178ZM219 131V132H218ZM223 131V133L222 134H224V130H222ZM227 131V130H226ZM234 131V130H233ZM244 131H246L245 133H244ZM14 132V131H13ZM18 132V131H17ZM21 132V131H20ZM27 132V131H26ZM32 132V131H31ZM31 132H29V133H31ZM47 132V131H46ZM98 132V131H97ZM97 132H95V133H97ZM104 132V131H103ZM130 132V131H129ZM148 132V131H147ZM229 132H230V130H229ZM241 132V133H242ZM23 133H25V132H23ZM44 133V132H43ZM43 133H40V135H39V133H35V134H38L39 136H41V134L42 135H44ZM135 133V132H134ZM140 133H142V132H140ZM158 133V132H157ZM163 133H164V131H163ZM185 133H187L186 131H185ZM13 134V133H12ZM15 134V133H14ZM17 134V133H16ZM16 134L13 136V137H15L16 136ZM19 134V133H18ZM18 134H17V136H18ZM26 134H28V133H26ZM74 134V133H73ZM76 134V133H75ZM80 134V133H79ZM84 134V133H83ZM86 134V133H85ZM126 134V133H125ZM130 134H131V132H130ZM145 134V133H144ZM144 134H142V135H144ZM162 134V133H161ZM167 134V133H166ZM172 134H173V131H172ZM177 134H178V132H177ZM181 134H183V133H181ZM233 134V133H232ZM21 134H19V136H20ZM30 135V134H29ZM33 135V133L31 134V136ZM47 134H45V136H46ZM78 135V134H77ZM87 135V134H86ZM107 135V134H106ZM157 135V134H156ZM170 135V134H169ZM169 135H168V137H169ZM221 135V134H220ZM235 135V134H234ZM245 135V136H244ZM18 136V137H19ZM24 136V135H23ZM28 136V135H27ZM34 136H36V135H34ZM38 136V139H37V137H35L36 138V140L35 139H33V138H31V137H29L30 139H31V141H32V139L34 140V141H36L37 142V140H39V137ZM44 136V137H45ZM74 136V135H73ZM147 136V135H146ZM148 136H149V134H148ZM165 136V135H164ZM173 136V135H172ZM179 136V135H178ZM178 136H175L177 139H179L178 138ZM185 136H186V134H185ZM223 136H225V135H223ZM22 137V136H21ZM76 137V136H75ZM83 137V136H82ZM88 137V136H87ZM94 137V136H93ZM113 137V136H112ZM137 137V136H136ZM145 137V136H144ZM174 137V138H175ZM181 137H184V135H182ZM222 137V136H221ZM226 137V136H225ZM20 138V137H19ZM24 138H25V136H24ZM77 138V137H76ZM75 138V139H76ZM121 138V137H120ZM170 138V137H169ZM172 138V137H171ZM186 138H187V136H186ZM227 138H228V135H227ZM227 138H226V140H227ZM16 139V138H15ZM23 139V138H22ZM21 139V140H22ZM40 139H42V137L40 138ZM94 139V138H93ZM104 139H106V138H104ZM115 139V138H114ZM149 138L147 137V140H148ZM166 139V138H165ZM176 139V140H177ZM181 139V138H180ZM184 138H182L181 140H182V144L184 143V140H183ZM189 139V138H188ZM243 139V140H242ZM17 140H18V138H17ZM88 140V139H87ZM110 140V139H109ZM108 140V141H109ZM121 140V139H120ZM150 140V139H149ZM156 140V139H155ZM160 140V139H159ZM20 141V140H19ZM27 142L28 141H30V140H26ZM30 141V142H31ZM43 141V140H42ZM46 141V140H45ZM103 141V140H102ZM107 141V142H108ZM123 141V140H122ZM154 141V140H153ZM180 141V140H179ZM179 141H177V142H179ZM187 141V140H186ZM185 141V142H186ZM239 141L237 142V143H239ZM25 142V141H24ZM33 142V141H32ZM39 142H40V140H39ZM47 142V141H46ZM89 142V141H88ZM101 142V141H100ZM152 142V141H151ZM157 142V141H156ZM160 142V141H159ZM240 142V144H242ZM21 146H22V142L20 141V142H18ZM26 143V142H25ZM29 143V142H28ZM81 143V142H80ZM109 143V142H108ZM108 143H106L107 145V149L110 147L109 146V144ZM116 143H118V142H116ZM146 143V142H145ZM144 143V144H145ZM155 143V142H154ZM163 143V142H162ZM176 143V142H175ZM179 143H181V141L179 142ZM188 143V141L186 142V144ZM227 143V142H226ZM37 144H38V142H37ZM40 144V145H39ZM38 145H39V147L41 146V144H42V142H40ZM43 144H45V143H43ZM93 144V143H92ZM103 145H104V143H102ZM112 144H114V141H113V143ZM127 144V143H126ZM138 144V143H137ZM143 144V145H144ZM164 144V143H163ZM170 144V143H169ZM174 144V143H173ZM182 144H180V145H178V146H180L181 147V145ZM185 144V143H184ZM20 145H19V147H20ZM25 145L26 144H24V147L22 146V149L23 148H25ZM32 145H34V143L32 144ZM31 145V146H32ZM37 145V146H38ZM46 145V144H45ZM49 145V144H48ZM95 145V144H94ZM97 145H98V143H97ZM96 145V146H97ZM103 145H101L100 144V146H103ZM156 145H158V144H156ZM27 146H30V144L29 145H26V148H27ZM36 146V145H35ZM77 146V145H76ZM99 146V145H98ZM118 146H120V144L118 145ZM131 146V145H130ZM146 146V145H145ZM178 146H176V147H178ZM187 146V145H186ZM185 146V147H186ZM241 146V145H240ZM47 147V146H46ZM79 147V146H78ZM117 147V144H116V146H114V148L113 149H115ZM139 147V146H138ZM151 147V148H152ZM155 147V148H154ZM167 147V146H166ZM165 147V148H166ZM217 147V148H216ZM18 148V147H17ZM25 148V149H26ZM30 148V147H29ZM45 148V147H44ZM74 148V147H73ZM82 148V147H81ZM85 148V147H84ZM105 148V147H104ZM120 148V147H119ZM124 148V147H123ZM144 148V147H143ZM149 148V147H148ZM150 148V149H151ZM160 148V147H159ZM172 148V147H171ZM183 148V147H182ZM236 148V149H237ZM241 148V147H240ZM18 149H20V148H18ZM46 149V148H45ZM49 149V148H48ZM52 149V148H51ZM101 149V148H100ZM107 149H105V151H107ZM110 149H112V147L110 148ZM116 149H118V148H116ZM128 149V148H127ZM142 149V148H141ZM150 149H148L149 151H150ZM163 149V148H162ZM166 149H168V148H166ZM177 149H179V148H177ZM181 149V148H180ZM184 149V148H183ZM183 149H181V151H183ZM233 149H231L232 151H233ZM27 150V149H26ZM41 150V149H40ZM42 150H44L43 149V147H42ZM53 150V149H52ZM94 150V149H93ZM120 151H121V149H119ZM125 151H126V149H124ZM129 150V149H128ZM130 150H131V148H130ZM129 150V151H130ZM134 150V149H133ZM132 150V151H133ZM144 150H147V149H145L144 148ZM144 150H142V151H144ZM176 150V149H175ZM226 150V149H225ZM50 151V150H49ZM70 151V150H69ZM103 151H104V149H103ZM114 151V150H113ZM119 151V153H121ZM128 151V152H129ZM152 151V150H151ZM179 151V150H178ZM185 151V150H184ZM45 152V151H44ZM82 152V151H81ZM94 152V151H93ZM101 152H102V149H101V151L99 152L100 153V155H101ZM109 151H107V153H108ZM112 152V151H111ZM110 152V153H111ZM117 153H118V151H116ZM123 152V151H122ZM134 152V151H133ZM147 152V151H146ZM161 152V153H160ZM159 153L160 154H162V151H160ZM163 152H164V150H163ZM170 152V151H169ZM168 152V153H169ZM172 152V154H169V155H167L166 154V151H165V153L163 154V155H165V157H167V159H168V156H172V155H174V153H173V150L171 151ZM41 153L43 154V152L41 151ZM46 153H48L47 151H46ZM88 153V152H87ZM86 153V154H87ZM90 153V154H91ZM113 153V152H112ZM117 153H115V157L116 156H118L119 157V154L118 155H116ZM131 153V152H130ZM141 153V152H140ZM139 153V154H140ZM145 153V152H144ZM150 153H152V152H149V154H148V152L147 153H145V157H146V154H148V156L150 157H148V159H151L153 156L150 154ZM181 153V152H180ZM183 153V152H182ZM181 153V154H182ZM45 154V153H44ZM55 154V153H54ZM85 154V155H86ZM89 154V155H90ZM104 154V153H103ZM128 153H126V155H127ZM135 154V153H134ZM134 154L132 153V155L134 156ZM139 154H138V157H140L139 156ZM141 154H143V153H141ZM154 154V153H153ZM160 154L158 155L159 157H161V156H163V155H161L160 156ZM185 154V153H184ZM46 155V154H45ZM44 155V156H45ZM48 155H49V153H48ZM51 155V154H50ZM49 155V156H50ZM72 155V154H71ZM78 155V154H77ZM82 155V154H81ZM88 155V154H87ZM88 155V156H89ZM109 154H107V156H108ZM136 155V154H135ZM152 157H151V156ZM176 155V154H175ZM226 155V156H225ZM47 156V155H46ZM48 156V158L49 159H53V158H50ZM55 156V155H54ZM63 156V155H62ZM79 156V155H78ZM109 156H111V155H109ZM120 156H121V154H120ZM125 156V155H124ZM144 156H142L143 157V159L145 158ZM182 156V155H181ZM225 156V157H224ZM72 157V156H71ZM112 157H114V156H112ZM137 157V156H136ZM141 157V158H142ZM158 157V158H159ZM175 157V156H174ZM187 157V156H186ZM185 157V158H186ZM44 158H46V157H44ZM47 158V159H48ZM82 159L84 158V157H81ZM88 158V157H87ZM92 158V157H91ZM104 158H106V156L104 157ZM125 158H127L126 156L124 157V159ZM140 158V160H142ZM147 158V157H146ZM154 158V157H153ZM163 158H164V156H163ZM163 158H162V160H163ZM170 158V157H169ZM173 158V157H172ZM56 159V158H55ZM64 159V158H63ZM86 159V158H85ZM90 159V158H89ZM110 159V158H109ZM109 159H108V161H109ZM123 159V157H122V160H124ZM133 159V158H132ZM138 159V158H137ZM155 159V158H154ZM166 159V158H165ZM65 160H68V159H65ZM86 160H88V159H86ZM93 160V159H92ZM91 159L89 160V161H92ZM95 160V159H94ZM112 160V159H111ZM116 160H117V158H116ZM120 160H121V158H120ZM133 160H135V161H137L136 159H133ZM133 160H132V163H134L133 162ZM139 160V159H138ZM81 161H83V160H81ZM80 161V162H81ZM103 161V162H104ZM114 160H112V162H113ZM119 161V158H118V160L116 161V162H114V164H115V166H118L117 165V162ZM129 161H131V160H129ZM154 161V160H153ZM167 161V160H166ZM165 161V162H166ZM61 162V161H60ZM70 162V161H69ZM68 162V163H69ZM87 162V161H86ZM111 162V163H112ZM124 162V164L126 163L125 161H123ZM140 162V161H139ZM141 162H143V160L141 161ZM139 163V165L141 164V166H145V164H144V162H143V165H142V163ZM146 162H149V161H147V159L145 160V163ZM151 162H152V159L150 160V163L149 164H151ZM170 162H171V159H170ZM59 163V162H58ZM88 163V162H87ZM109 163V162H108ZM131 163V162H130ZM152 163H154V162H152ZM172 163H173V160H172ZM47 164V163H46ZM55 164V163H54ZM61 164V163H60ZM79 164V163H78ZM113 164V163H112ZM112 164H111V166H112ZM118 164H120V162H118ZM138 164V163H137ZM55 165H57V164H55ZM66 165H68V164H66ZM82 165V164H81ZM84 165H86V164H84ZM83 165V166H84ZM121 165V164H120ZM119 165V166H120ZM127 165V164H126ZM131 165V164H130ZM136 165V164H135ZM157 165V166H158ZM168 165V166H167ZM53 166V165H52ZM69 166V165H68ZM108 166V167H107ZM119 166H118V168H119ZM128 166V165H127ZM6 167H8V166H6ZM46 167V166H45ZM48 167V166H47ZM77 167V169H78V166H76L75 165V168ZM79 167H82V166H80L79 165ZM86 167H87V165H86ZM121 167H123V166H121ZM152 167V168H151ZM62 168V167H61ZM63 168H64V166H63ZM83 168V167H82ZM85 168V167H84ZM100 168V167H99ZM123 168H125V166L123 167ZM122 168V169H123ZM145 168V167H144ZM148 168V167H147ZM58 169V168H57ZM73 168L72 167H70V170L72 171V173H74V175H75V171L73 172V170H72ZM116 169H117V167H116ZM45 170H47V169H45ZM62 170V169H61ZM66 170V169H65ZM69 170V169H68ZM76 170V169H75ZM119 170V169H118ZM125 170H126V168L124 169V172H125ZM5 171V170H4ZM53 171V170H52ZM60 172V171H59ZM58 172V173H59ZM76 172H78V171H76ZM81 172V171H80ZM105 172H107V173H105ZM123 172V173H124ZM127 172V171H126ZM68 173V172H67ZM71 172L70 173H68V174H72ZM122 173V174H123ZM128 173H129V170H128ZM4 174V173H3ZM78 174H76V175H78ZM87 174V173H86ZM89 174H91V173H89ZM107 174V175H106ZM121 174V173H120ZM125 174V173H124ZM123 174V175H124ZM56 174H54V176H55ZM70 175H67V177H69ZM74 175H71V176H73L74 177ZM62 176H64V174H62ZM80 176V175H79ZM81 176V177H82ZM112 180L113 179V181H110V180H107V178L108 177ZM128 176H130V175H128ZM61 177V176H60ZM67 177L66 178H64V179H66L67 180ZM81 177H79V179L81 178ZM51 178V177H50ZM54 178V177H53ZM61 178H63V177H61ZM90 178V177H89ZM108 178V179H109ZM56 179V178H55ZM69 179H72L71 177H69ZM73 179H75V178H73ZM78 179V180H79ZM80 180H82V179H80ZM88 180V181H87ZM127 180V179H126ZM125 180V181H126ZM64 180H62V181H60V182H63ZM74 181H77L76 179L74 180ZM93 181V182H92ZM70 182V184H72L71 182L72 181H69ZM78 182H81V181H77V183ZM64 183V182H63ZM74 183H76V182H74ZM65 184V183H64ZM127 184H129V185H132V186H130V187H132L131 188V190H130V188H129V185L127 186ZM68 183H67V185H65V186H67L68 187ZM78 187L81 185L80 183H79V185L78 184H76ZM75 186V185H74ZM74 186H71V187H74ZM63 187V186H62ZM69 187H70V185H69ZM76 187V186H75ZM78 187H76V189L75 190H77V188ZM81 187H79V188H81ZM65 190L67 189V188H65V187H63ZM62 188V190H64ZM69 189V188H68ZM72 188H70L69 190H70V192H68L67 190V192L66 193H73V191L71 190ZM82 189V190H83ZM80 190V189H79ZM61 191V190H60ZM36 192V191H35ZM77 192H79V191H75V193H73V194H75L76 195V197H77V195L79 196V194H76ZM89 192V193H90ZM63 193H64V191H63ZM81 193V192H80ZM82 193H84V192H82ZM88 193V194H89ZM65 194V193H64ZM72 194V195H73ZM71 195V194H70ZM71 195V196H72ZM82 195V194H81ZM80 195V196H81ZM83 195H86V197H87V194H83ZM77 197L76 199H78V198H81V197H83L84 198V196H81V197ZM63 197V196H62ZM73 197V196H72ZM70 198V197H69ZM74 198H75V196H74ZM75 200V199H74ZM79 200V199H78ZM77 200V201H78ZM85 200V199H84ZM84 200L82 201V203L84 202ZM80 201V200H79ZM71 202V201H70ZM69 203V202H68ZM75 203H77V205H78V202H75ZM64 204H65V202H64ZM74 204V203H73ZM84 205H85V203H84ZM87 205V204H86ZM62 206V205H61ZM71 206H72V204H71ZM76 206V205H75ZM81 205L79 204V207H80ZM43 207V206H42ZM54 208H55V206H53ZM60 207V206H59ZM66 209H67V207L68 206H64ZM78 207V206H77ZM58 208V207H57ZM61 208V207H60ZM71 208V207H70ZM44 209V208H43ZM64 209V208H63ZM73 209H74V205H73ZM75 209H76V207H75ZM79 209V208H78ZM77 209V210H78ZM82 209H83V206H82ZM31 210V209H30ZM48 210V209H47ZM51 210H53V209H51ZM55 210H56V208H55ZM62 210V209H61ZM77 210H75V211H77ZM54 211V210H53ZM66 211V210H65ZM71 211H74V210H71ZM75 211H74V213H75ZM31 212H34V211H31ZM38 212V211H37ZM47 212V211H46ZM58 212V211H57ZM62 212H64V211H62ZM69 212V211H68ZM78 212H79V210H78ZM43 213V212H42ZM56 213V212H55ZM61 213V212H60ZM65 213V212H64ZM77 213V212H76ZM81 213V212H80ZM85 213V212H84ZM35 214V213H34ZM87 213H85V215H86ZM36 215V214H35ZM61 215V214H60ZM66 215V214H65ZM64 215V216H65ZM69 215H70V213H69ZM75 215V214H74ZM77 215L79 216V213H77ZM84 215V214H83ZM47 216V215H46ZM61 216H63V215H61ZM68 216V215H67ZM36 217H38L37 215H36ZM48 217V216H47ZM55 217V216H54ZM60 217V216H59ZM84 217H87V216H84ZM46 218V217H45ZM50 218V217H49ZM48 218V219H49ZM57 219H59L58 217H56ZM61 218V217H60ZM65 218H66V216H65ZM72 218V217H71ZM75 218V217H74ZM83 218V217H82ZM35 219V218H34ZM37 219V218H36ZM47 219V220H48ZM52 219V218H51ZM64 219V218H63ZM68 219V218H67ZM81 219V218H80ZM32 220V219H31ZM38 220V219H37ZM42 220V219H41ZM44 220V219H43ZM46 220V221H47ZM55 220V219H54ZM60 220V219H59ZM71 220V219H70ZM77 220H78V218H77ZM76 220V221H77ZM82 220V219H81ZM12 221V220H11ZM14 221V220H13ZM34 221V220H33ZM49 221H51V220H49ZM64 221V224H66L65 223V221L66 220H63ZM69 220H67V222H68ZM78 221H80V220H78ZM84 220H82V222H83ZM87 221V220H86ZM39 222V221H38ZM52 222V221H51ZM58 222V221H57ZM56 222V223H57ZM73 222V221H72ZM81 222V223H82ZM85 222V221H84ZM37 223V222H36ZM35 223V224H36ZM40 223V222H39ZM39 223H37L38 225H39ZM46 223V222H45ZM44 223V224H45ZM50 223V222H49ZM62 223V222H61ZM71 223V222H70ZM35 224H34V226L33 227H35ZM58 224V223H57ZM68 224V223H67ZM66 224V226H69V224L67 225ZM73 224H75V223H72V225ZM77 224V223H76ZM79 224H80V222H79ZM83 224V223H82ZM42 225V224H41ZM45 225H48L47 223L45 224ZM50 225V224H49ZM48 225V226H49ZM60 226H61V224H59ZM71 225V226H72ZM47 226V227H48ZM51 226V225H50ZM55 226V225H54ZM54 226H52V227H48V228H51V229H54V228H56V229H58L56 226L54 227ZM79 226V225H78ZM82 225H80L79 226V228L81 227ZM2 227H3V225H2ZM17 227V226H16ZM40 227V226H39ZM38 227V228H39ZM63 227V226H62ZM61 227V228H62ZM75 227V226H74ZM74 227H72V229L74 228ZM37 228V227H36ZM59 229V230H61V231H63L62 229ZM68 228V227H67ZM69 228H70V226H69ZM78 228V227H77ZM16 229V228H15ZM40 229L41 228H39V232H40ZM44 229V228H43ZM51 229H47L48 231H51ZM81 230H82V228H80ZM83 229H84V227H83ZM1 230V229H0ZM6 230H7V228H6ZM20 230V229H19ZM29 230H31V228L29 229ZM29 230H28V232H29ZM36 229H34V231H35ZM55 230V229H54ZM70 230V229H69ZM69 230H65V232L63 231V233H66V231H69ZM74 230L75 229H73V232H74ZM9 231V230H8ZM11 231V230H10ZM14 231V230H13ZM22 231V230H21ZM42 231V230H41ZM77 231V230H76ZM78 231H79V229H78ZM84 231V230H83ZM82 231V232H83ZM19 232V231H18ZM23 232V231H22ZM22 232H20V234L22 233ZM31 232V231H30ZM29 232V233H30ZM39 232H36L35 231V234H39ZM47 232V231H46ZM56 232H58V231H56ZM70 232V231H69ZM32 233H34V232H32ZM31 233V234H32ZM41 233V232H40ZM48 233V232H47ZM52 233H53V235H54V231H52ZM52 233H50L51 235H52ZM75 233H77V232H75ZM75 233H73V234H75ZM84 233V232H83ZM14 235L16 234L15 232L13 233ZM19 234V236H21V238L24 236V238L26 237V234H24V233H22V234H24L23 236H22V234L20 235ZM37 234V235H38ZM44 234H46V233H43V235ZM85 234V233H84ZM88 234V235H89ZM30 235V234H29ZM28 235V236H29ZM34 235V234H33ZM33 235H31L32 237H33ZM36 235V236H37ZM68 235H70V234H68ZM78 235H80L79 233H78ZM87 235V234H86ZM16 236H18V234L16 235ZM46 236H47V234H46ZM46 236H43L44 238L46 237ZM56 236H58V237H60L59 235H57V233H56ZM63 236V235H62ZM65 236H67V235H64L63 237L64 238H66ZM83 236V235H82ZM3 237V236H2ZM39 237H40V234H39ZM48 237V236H47ZM49 237H50V235H49ZM84 237V236H83ZM34 238H35V236H34ZM38 238V237H37ZM44 238H41L42 239V241H43V239ZM52 238L53 237H51L50 238V240L49 241H51L52 240ZM80 238V237H79ZM28 239H30V237H28ZM49 239V238H48ZM57 239V238H56ZM67 239V238H66ZM155 240V243H153V241L152 240ZM3 240V239H2ZM14 240H16L15 238H14ZM24 240V239H23ZM31 240V239H30ZM30 240H28V241H30ZM36 240V239H35ZM65 240V239H64ZM86 241H87V239H85ZM1 241V240H0ZM18 241V240H17ZM21 242L20 243H22V240H20ZM46 241V240H45ZM61 241V240H60ZM90 241V240H89ZM149 241L151 242V243H149ZM24 242H25V240H24ZM31 243H34V241L32 242V240L30 241ZM47 243H48V241H46ZM53 242V241H52ZM63 242V241H62ZM88 242V241H87ZM1 243V242H0ZM8 243V242H7ZM16 243V242H15ZM18 243V242H17ZM38 243V242H37ZM36 242H35V244H37ZM40 243V242H39ZM39 243H38V246H39ZM51 243V242H50ZM49 243V244H50ZM84 243V242H83ZM3 244V243H2ZM23 244V243H22ZM29 244V243H28ZM35 244H34V247H36L35 246ZM62 243H60V245H61ZM6 245H8V244H6ZM15 245V244H14ZM21 245V244H20ZM57 245L58 244H56L55 246L57 247ZM60 245H58V246H60ZM62 245H64V244H62ZM85 245V244H84ZM3 246V245H2ZM18 246V245H17ZM16 246V247H17ZM29 246H31V247H33L32 245H30L29 244ZM37 246V247H38ZM87 246H89L88 244H87ZM5 247V246H4ZM3 247V248H4ZM16 247L14 248V249H16ZM24 246H22L21 248H23ZM31 247H30V249H31ZM40 247L41 246H39V250L38 251H40ZM56 247H55V249H56ZM61 247V246H60ZM90 247V246H89ZM88 247V248H89ZM2 248V249H3ZM26 248V247H25ZM24 248V249H25ZM59 248V247H58ZM91 248V247H90ZM1 249V248H0ZM5 249V248H4ZM18 249V248H17ZM20 249V248H19ZM23 249V250H24ZM26 249H28V248H26ZM29 249V250H30ZM32 249H34V248H32ZM31 249V250H32ZM60 249V248H59ZM58 249V250H59ZM34 250H36V248L34 249ZM2 251H5V250H2ZM2 251H1V253H2ZM9 251H10V248H9ZM11 252V251H10ZM12 252H14V251H12ZM21 252V251H20ZM28 252V251H27ZM6 253V252H5ZM19 253V252H18ZM24 253V252H23ZM26 253V252H25ZM24 253V254H25ZM37 254H41V253H39V252H36ZM43 253V252H42ZM4 254V253H3ZM21 254V253H20ZM29 254L31 255V251L29 252ZM5 255V254H4ZM11 255H13V254H11ZM34 255V254H33ZM5 256H9V255H5ZM16 256H17V254H16ZM29 256V255H28ZM32 256V255H31ZM30 256V257H31ZM13 257V256H12ZM14 257H15V255H14ZM13 257V258H14ZM20 257H21V255H20ZM27 257V256H26ZM29 257V258H30ZM34 257H36V256H34ZM0 258H1V255H0ZM12 258V259H13ZM17 258H19V257H17ZM23 258H24V256H23ZM8 259H9V257H8ZM20 259V258H19ZM19 259H17V261H19ZM25 259V258H24ZM23 259V260H24ZM32 259V258H31ZM30 259V260H31ZM22 260V259H21ZM20 260V261H21ZM22 260V261H23ZM27 260V259H26ZM1 261H2V259H1ZM5 261V260H4ZM9 261H11V260H9ZM22 261H21V263H22ZM28 261V260H27ZM30 262V261H29ZM28 262V264H30ZM5 263V262H4ZM3 263V264H4ZM6 263H7V261H6ZM10 264L12 263V262H9ZM8 263V264H9ZM1 264V263H0ZM14 264V263H13ZM16 264V263H15ZM17 264H18V262H17Z\"/></svg>","mask_w":264,"mask_h":264},{"label":"water","instance_id":"water-1","mask_svg":"<svg viewBox=\"0 0 264 264\" xmlns=\"http://www.w3.org/2000/svg\"><path fill=\"white\" fill-rule=\"evenodd\" d=\"M264 224V223H263ZM262 223H248L239 224V229L244 231H255L262 230ZM155 243V240H152ZM216 242H225L223 238L212 239L208 241H202L198 238L192 240H185L182 245H175L171 247H161L157 249H150L146 252H138L135 256L131 257L124 264H136V262L152 261L155 259L166 261V264H170L169 258L174 254H179L182 252H187L188 250L194 248L199 249V247L214 244ZM149 243H151L149 241ZM233 248H228L227 251ZM199 252V250H197ZM198 254H203L199 252ZM197 253L195 255H198ZM191 264H264V240L261 241L260 246L254 247H243L242 249L235 251L233 254L228 256H202L196 260H193Z\"/></svg>","mask_w":264,"mask_h":264},{"label":"trees","instance_id":"trees-1","mask_svg":"<svg viewBox=\"0 0 264 264\" xmlns=\"http://www.w3.org/2000/svg\"><path fill=\"white\" fill-rule=\"evenodd\" d=\"M264 240V231H259V230H255L252 232V235H251V240L245 244H241L237 247H235L234 249L232 250H229L228 252H221L219 254L216 255V257L218 256H228V255H231L233 254L235 251H238L240 249H242L243 247H246V246H249V247H254V246H260L261 244V241ZM216 254V253H215ZM202 256H208V253H203V254H198V255H195L194 254H190V255H181L180 257L178 258H172L170 257L169 258V262L170 264H191V262L193 260H196ZM153 264H166V261H161V260H158L156 259Z\"/></svg>","mask_w":264,"mask_h":264}]
</instances>
